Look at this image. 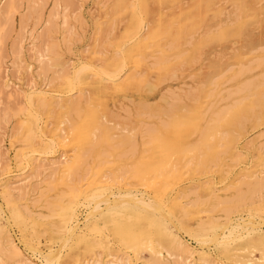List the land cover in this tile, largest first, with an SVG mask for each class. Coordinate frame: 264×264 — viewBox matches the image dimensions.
Masks as SVG:
<instances>
[{
	"label": "rangeland",
	"instance_id": "1",
	"mask_svg": "<svg viewBox=\"0 0 264 264\" xmlns=\"http://www.w3.org/2000/svg\"><path fill=\"white\" fill-rule=\"evenodd\" d=\"M12 1H13V4H15L14 6H16V7H14L15 9L12 10L13 11L12 12L13 13L12 17L13 18H10L9 20H5V21L0 19V224H1V226L4 225L3 226L4 232H5L4 235H6V236L9 235V237L13 240V242L19 247V249L21 251V254L13 255V253L8 252V251L7 252L0 251V264H24V262H23L24 258L27 261H29L30 263H32V264H78V263L81 264L87 259L92 261V258H93V261L94 260H98L100 262V264H102V263L103 264H107L106 260H108L109 258L112 259V257H117V258H120L122 260L126 259V261L129 262L130 264H153L151 262L152 261L151 260L152 256L150 255L148 257V255H149V250L148 249H145L144 246H141L140 248L135 250V251L139 252L137 254V252L135 253V251H133L132 248L126 246L123 243H121L120 240L116 236H114V234H112V232H111V227H112L111 224L112 223L108 222V223L105 224L103 222V217H100L99 215H94L93 212H92L93 216L91 217V210L93 208L92 204H88L85 201H83L82 198L79 195H76L75 192L71 189V188H76V189H79V190L83 191L92 182H95L96 180H98V181L99 180H103L105 178H108L109 180L110 179L113 180L112 182H110V184L112 186V189H111V191L109 193H113V194L116 195L119 190L121 191L122 189L127 188V189L131 190V191H128L130 194L136 193V195H137L140 192H144L145 191L143 194H145L146 198H150L151 196L154 197V198H157V199L159 198L160 202L163 204L165 210H167V212H171L170 213V217L174 221V225H175V227H174L170 222H168V225L169 226L171 225L170 226L171 230L175 233V235H177L179 238H181L183 241H185V243L188 244L189 248L192 249L193 260H195V262H193V264H208L212 260H214V262H213L214 264L215 263L240 264L241 261L243 262L244 261L243 258L247 255L246 252H248V251H246L245 254H244V251L242 252V250H240V249L243 246L245 247V245L248 244L247 243L248 242L247 238H249V239L252 238L254 240L258 239L259 237L264 238V224L263 225L261 224L262 226L257 228V232L256 231L253 232L255 234L252 233L250 236L244 237V239H240L239 238L236 241L231 242L230 244H228V245H232V247L231 246L228 247V245H227V251H225L223 249L224 248L223 245L220 246L219 244H214L212 241H204L202 243V241L198 239V238H202V237H198V238L195 237L193 232L198 230L199 226L201 227L200 224H202L203 227H209L210 226V230L212 229L211 231L209 229L207 230V233L209 235L211 233H213V231L214 232L216 231V233H218V232H220L221 229H222V231L225 234H227L229 230H232V228H234V225H235L234 223H235L236 220H240V221L243 220L245 222V225L242 226V227L238 226V228H237V229H239V233H241V232H243L242 231L243 228H249V224L248 223H250V222H253V223L264 222V186H259L258 190H256L251 185V184H254L256 180L257 181L261 180V179L264 180V124H263L264 123V121H263L264 120L263 119L264 118V110H262V108H264V102H262L263 103L262 104L263 107L260 106L259 108H255L254 110H252V112L250 110L247 111L246 108H245V107H248V109H249L250 105L252 104L251 99H252V101H254V99L256 100L259 97V94L258 93L255 94V92H260V90L261 91L264 90V78H262V76L264 77V73H263L264 72L263 71L264 70V63H263L264 62L263 61L264 58L262 59V57H261V55L264 57V54H263L264 53V48H263V46H264V10H261V8L264 9V0H257V2H256V0H247V1H250V3L247 2L246 0H244V1L243 0H239V1L236 0V2H233L234 0H232V1L231 0H229V1L228 0H226V1L225 0H223V1L222 0H213V2H215L216 4H214L213 2L211 3V1L208 3L209 0H207V1L206 0H204V1L203 0H193V3L191 2L192 0H182V1L181 0H169V1H167V0H159L160 2L158 0H156V1L155 0H144V1H140V0H128L127 1V0H125L124 2H120V0H119L118 3H117V0H62V1L58 0V2H57V0H32V1L31 0H12ZM171 1L173 2L172 4H171ZM201 1L204 2V4L200 3ZM241 1H243V3ZM253 1H254V3H253ZM7 2H8V0H1L0 1V12L3 11V9H4L5 5H6L5 3H7ZM126 2H129L128 6H127ZM145 2H146V4H145ZM230 2H233V3H230ZM125 3H126V10L127 11L124 9L125 7L124 8H120V5L124 6ZM141 3H144V5H141ZM185 3H187V4H185ZM218 3H225V4H221L223 10L220 9L221 6ZM173 4L177 5V6H174ZM182 4H184V5H182ZM206 4L208 6H206ZM229 4H231V5H229ZM235 4H237V6ZM114 5H116V6H114ZM161 5H163L162 8H161ZM178 5H180V6H178ZM218 5H219L220 8L218 7ZM243 5L244 6L248 5L247 7L249 8V10H248V8L246 6L244 7ZM250 5L254 9H256V8L257 9L254 10L253 8H251ZM258 5H260V6H258ZM28 6H30V7H28ZM31 6H33V9H32ZM185 6H189V7H185ZM200 6H202L203 9ZM211 6L214 9H216V10L213 9L214 13L211 12V10H209V9H212ZM163 7H164L165 11H164ZM166 7H168L169 9L166 8ZM176 7H178L179 9L176 8ZM232 7H233V9H231ZM235 7H237V8H235ZM170 8H172V9H170ZM183 8H185V9H183ZM195 8L196 9L198 8L196 10L198 12L197 13L198 15L195 13L196 11H194ZM217 8L219 9V12H218ZM239 8L241 9L240 10L241 12L239 11ZM250 8H251L252 12L250 11ZM30 9L33 10V11H30ZM224 9L226 10L225 12H224ZM236 9H238V10H236ZM245 9H246V11H245ZM258 9H259V11H258ZM146 10L149 13H147ZM180 10H183V11L187 10V11L184 12V14H185L184 17L185 18L183 17V15L180 16L183 13V12L180 13ZM233 10H234V12H233ZM242 10H244V11H242ZM173 11H175V12H173ZM188 11H189L190 15L188 14ZM192 11H193V13H195L194 15H193V13L191 14ZM247 11H249V12L247 13ZM128 12H130V14ZM141 12H142V14H141ZM205 12H207V15H204ZM209 12H211V13H209ZM238 12L240 13L239 18H238V15H239ZM29 13L30 14L32 13V14L30 15ZM219 13L221 15L222 14L223 15L220 16ZM126 14H127V16H126ZM152 14L154 16H152ZM174 14L177 15V17ZM186 14L189 15L190 17H187ZM236 14H237V16H236ZM245 14L247 15V18H246L247 20H245V17H246ZM147 15L149 16V18H148ZM161 15H162V17H161ZM249 15H250V18L248 17ZM171 16H172V18H170ZM196 16H198V17H196ZM206 16H208V17L206 18ZM213 16H214V18H213ZM232 16L234 18H232ZM241 16H242V18H241ZM262 16H263V18H262ZM193 17L196 18V19H194L195 21L199 20V21H197V23H200V21L202 20V22L200 24H197V27L195 26L196 24H194L195 21L193 20ZM217 17H219V18H217ZM222 17H224V18H222ZM227 17L230 20L227 19ZM243 17H244V21H243ZM0 18H1V16H0ZM169 18L171 19L172 22H170ZM216 18L219 19V21ZM259 18H260V20H259ZM24 19H26V21ZM151 19H152V22L155 21L154 23L155 24L157 23V26L155 24L154 25L152 24ZM161 19H162V21H161ZM176 19L178 21H176ZM180 19L183 21V23H182V21H179ZM189 19H191V20H189ZM209 19L211 21L208 22L207 20H209ZM129 20H131V21H129ZM220 20H222V21H220ZM237 20H239V21H237ZM240 20H241V22H243L242 27H241L242 23L240 22ZM250 20H252V21H250ZM167 21H169V23H171V24H169ZM173 21H175V22H173ZM190 21L192 22V24H190L191 23ZM223 21H224L225 24H223ZM230 21H231V23H230ZM177 22H178V25L181 26V27H183V26L184 27L185 26L188 27V25H190L188 28L189 29L191 28V29L187 30V31H189V33L186 32V30H184L183 32H180L178 34L175 33L176 32L175 30L177 28H180L176 24ZM236 22H238V23L235 24ZM259 22H261V23H259ZM160 23H161V25H160ZM180 23H181V25H180ZM184 23L185 24L187 23V25H183ZM205 23H209V24H205ZM252 23H254L255 25H253ZM127 24H129V25H127ZM135 24L137 26L136 30L134 31V33L132 35L127 36L129 30L132 29L131 25H132L133 28H135ZM230 24H233V25H230ZM244 24H246V25H244ZM250 24H252L253 27ZM151 25H153V26H151ZM169 25H172V26H169ZM201 25H202V27H201ZM210 25L211 26H216L217 28L216 27L215 28L214 27L210 28ZM223 25H224V27H222ZM226 25H229V27L230 26L231 27L229 28ZM127 26H128V28H126ZM160 26H161V30L165 31V32L162 33V35L164 34L165 37H167V36L169 37V35H170V37H173L175 35L176 38L175 37H173V38H168L167 37L166 39H164L165 37L163 36L164 38L163 37L161 38L163 41H161L160 37H159V36H161V34H159L157 36V38H156L157 40L159 39L158 41L156 39L155 40H148L150 38H147V40H146L147 30L154 29V28H157V27H158V29H160ZM174 26H176L177 28H175ZM206 26H207V28L209 27L208 29L211 30L210 32H209V30H207ZM225 26H226L227 29H225ZM239 26H240V28H239ZM148 27H149V29H148ZM168 27H170V28L168 29ZM220 27L223 28V29L221 28V30H223V31H220V29H219ZM124 28H125V30H124ZM171 28H172V30H171ZM192 28H194L193 32H192ZM195 28H196V30H195ZM238 28H239V30H238ZM166 29L168 30L167 32H166ZM197 29L199 30V32H198ZM214 29H216V31ZM224 29L226 31L228 30L227 32H229V33H227ZM126 30H127V32H126ZM123 31L126 34H124ZM230 31H234V34H233V32L231 33ZM170 32H171V34H170ZM190 32H192L191 33L192 35L190 34ZM202 32H204V33H202ZM221 32H223V35L221 34ZM239 32H240V34H239ZM167 33H169V35H167ZM194 33H196V34H194ZM200 33H202V34L200 35ZM215 33H217L218 36H219L218 40H217V37H214ZM172 34H173V36H171ZM176 34L178 35V37L180 36V38H178ZM184 34H186V35L188 34V35H191V36L188 37V35H187V37H186V35H184ZM205 34L207 35V37H206ZM208 34H210V35H208ZM230 34H231V37L228 36ZM236 34H238V35L236 36ZM255 37H257V38L259 37V39L260 38L261 39L258 40ZM106 38L109 39V40H107ZM174 39L176 41H178V40L180 41V42L179 41L177 42V43H179L178 46L180 45L179 49H178V46H177L176 42L173 41ZM198 39L199 40L201 39V40L199 41ZM209 39H210V41H209ZM239 39H240L241 43H240ZM251 39L253 40V42H252ZM164 40H166V41H164ZM184 40H185V42H189V43L183 42ZM186 40H189V41H186ZM215 40L217 41V43H216ZM249 40H250V42L248 43L247 41H249ZM147 41L151 45L148 44ZM152 41H154V44H155V42H158V43H156L157 46L154 45L152 43ZM168 41L170 42V44L168 43ZM201 41L204 42V44ZM230 41H231V43H230ZM143 42H144L143 48H145V50H142L143 49L142 47H140L137 50H134L135 48L139 47L138 46L139 44H142ZM165 42H166V44H165ZM194 42H197V43H194ZM218 42H220V43H218ZM254 42H256V43L254 44ZM115 43H117V44H115ZM191 43H192V45H190ZM193 43H194V47H195V48L193 47L194 49H192ZM199 43H200V45H198ZM201 43H202V45H201ZM223 43L224 44L226 43L225 46H224ZM239 43L243 44V46L239 45ZM163 44H165V46L167 44H169V45H167L165 47ZM182 44H184V45L186 44V46H184ZM148 45H149V49H148ZM153 45L155 47H157V48H154V49H157V50H154V49L152 50L151 49V51H150V47H152ZM188 45H189V47H188ZM218 45H219V47H216ZM260 45L261 46L263 45L261 47V49H259ZM51 46L55 47L56 51L54 49L50 50ZM236 46H237V48H235ZM238 46L239 47L241 46L240 47L241 49H239ZM256 46H257V48H256ZM174 47H175V51H176L177 54L174 52V49H173ZM225 47L226 48L230 47V48H228L226 50ZM244 47H246V48H244ZM181 48H182L183 51L185 50L184 51L185 54L182 53ZM199 48H200V51H197V50H199ZM233 48H235V49H233ZM252 48H254L253 52H251ZM262 48H263V50H262ZM106 49H107V52L105 51ZM170 49L173 50L174 53ZM211 49L215 50L216 52L219 50L217 52L218 54L215 51H212ZM229 49H231V50L229 51ZM247 49H249V50H247ZM138 50L139 51L142 50L141 51L142 53L138 52ZM188 50H189V52L187 53ZM220 50H221V52H220ZM239 50H240V55H239ZM259 50H261L262 53ZM152 51H154L155 53L154 52L152 53ZM161 51H162V53H164L165 51H169L170 53L167 52V57L169 56L170 59H169V57L168 58L166 57V54H164L165 56L162 55L161 53L159 54V52H161ZM179 51H181V52H179ZM223 51H226V52H223ZM56 52H57V54H56ZM128 52H130L129 53L130 54V58H132V59H128L129 61L125 60L126 63H124V65L120 68V70H118L117 72H114L113 71V67H112L113 66V62L117 58L118 59L120 58V60L123 59L124 55L127 54ZM146 52L148 54H146ZM249 52L252 53V54H250ZM258 52H259V55H257ZM112 53H113V55H112ZM143 53L146 54V55H144ZM186 53L189 54V55H186ZM191 53L193 54V56H192ZM199 53H200V56L197 55ZM212 53L213 54L216 53V54L213 55ZM220 53H222V54H220ZM246 53H247V55H245ZM255 53H256V55H255ZM153 54H154V56H153ZM178 54H180L179 55L180 57L184 56L183 59L186 62H184L180 57H177ZM243 54L245 56L242 57L243 58V61H242L240 59L241 58L240 56H243ZM139 55H140V57L138 58ZM248 55H250V56L248 57ZM252 55H254V57ZM113 56H117V57L114 58ZM149 56L152 57V60H151V57L149 59ZM190 56H192L193 59ZM236 56H237L238 60H236L237 59ZM54 57L55 58L58 57L59 58L58 60L61 61V63L65 66L64 68H65L66 72L64 71V69H63L62 72H61V70L59 71V72H61L62 75L64 74L63 76H60L61 75L60 73L57 74L58 71L53 66V60L52 59ZM134 57L136 59H139V60L141 59V61L143 59L144 60H143V62H141V61L139 62V60L133 59ZM157 57L158 58L162 57V58H161V60L160 59L158 60ZM174 57H175V59H177V58L178 59L175 60ZM199 57H200V59H199ZM246 57H247V59H249L251 57L248 60L249 62H251L250 64L248 63V61L246 62V60H247V59L245 60ZM256 57H257V61L255 62ZM258 57L259 58L261 57L260 60L258 59ZM49 58H50V60H49ZM111 58L114 59V60H112ZM145 58H148V60H146ZM164 58H165V60L167 59L165 64H164V62L162 63V61H164ZM189 58H191L192 60H190L189 63H188L187 60H189ZM215 58H216V60H215ZM107 59L110 62H107L108 61ZM155 59L158 60L161 63H159L158 61L154 62ZM205 59H207V60H205ZM229 59H230V61H229ZM231 59H232V61H231ZM233 59H235V61H233ZM99 60H100V62H99ZM134 60L138 61V63L136 61L134 62ZM145 60L147 61V63L149 61H152V62L156 63L157 65L156 64L154 65V63H152V62H149L151 65L149 63L147 64ZM204 60H205V62L203 63ZM176 61L177 62L180 61V63H177ZM181 61L183 62V64H182ZM191 61H193V62L191 63ZM212 61H213V63H212ZM169 62H170L171 65L172 64L174 65L175 64L174 62H176L175 69L177 70V72L175 71L174 67H172L174 69L173 70L171 68V65L167 64ZM199 62H200V64H199ZM231 62H233V63H231ZM259 62H261L263 64L260 63V65H258ZM93 63L97 67L93 66ZM139 63H140L141 66L139 65ZM206 63H207V65H206ZM223 63L226 64V65H223ZM239 63H241V64L239 65ZM246 63H247V65H245V66L242 65V64H246ZM135 64H137L139 68L137 66H135ZM161 64H163L162 67H161ZM191 64H193L194 66L191 65ZM219 64H220V67H221V65H223L221 67V69L218 67ZM227 64H228V66H227ZM235 64H237V65H235ZM49 65H51L53 68L51 66H49ZM238 65H239V67H238ZM92 66L94 68H92ZM134 66H135V69L133 68ZM158 66H160L161 69ZM176 66H177V68H176ZM236 66H237V68H236ZM247 66H248L247 71L251 67L252 72H249V71L248 72H244ZM252 66H255V67H253L254 69H252ZM109 67H111V68H109ZM149 67H150V70H148ZM153 67H154L155 71H154V69L152 70ZM157 67L159 69H157ZM217 67H218V69H216ZM225 67H226V69H225ZM101 68H103V69H101ZM130 68H131L132 71L130 70ZM164 68L167 70L166 73H165V69ZM205 68H207V69H205ZM228 68L229 69L231 68L230 71L227 70ZM238 68L239 69L243 68V69L239 70ZM54 69H55V71H54ZM105 69L106 70L110 69L108 71H113V73H112L113 75H106L103 72ZM143 69H145V71ZM168 69H170V70H168ZM192 69H194L195 72ZM212 69H213V72H212ZM222 69H223V71H222ZM235 69L237 71L238 70L239 71L237 72ZM133 70H134L135 74L133 73ZM135 70L136 71L138 70V71L135 72ZM157 70H160V71L158 72ZM172 70L175 71V73L172 72ZM178 70H179V72H178ZM182 70H183V72L184 71H186V72L183 73V72H181ZM217 70H219L218 71L219 73L217 72ZM225 70H227L229 73L226 71L227 73L225 75H223L225 73ZM129 71H131V72H129ZM188 71L190 72L189 74H192V75H189ZM191 71H193V72H191ZM214 71L216 72V75H214L215 74ZM235 71H236L237 74H234ZM241 71H243V72H241ZM160 72H163L164 73V77L165 76L166 77L165 78L163 77V73L160 75ZM203 72L204 73L208 72L209 74L208 73L207 74L206 73L203 74ZM240 72H241L242 75H243V73L248 74V75L244 74L243 76L241 75V77H239L238 73L240 74ZM145 73L147 75H145ZM167 73H169V74H167ZM173 73H174V75H173ZM253 73H255V74H253ZM127 74L130 75V79H129V75L127 76ZM142 74H144V75H142ZM155 74H158V75H155ZM180 74H181V76H180ZM218 74H219V77H218ZM259 74L262 75L260 79H259ZM54 75L58 76L59 79H58V77H56ZM131 75H133V77H136V79L132 78ZM206 75H207L208 78L206 77ZM220 75H221V79L223 77L225 78V79L224 78L222 79L223 82H222V80H220ZM234 75H238V76L234 77ZM110 76H112V78ZM169 76H171V77H169ZM172 76H176V77L172 78ZM225 76H227L229 78V80L232 81V82H229V80H227V77H225ZM231 76H233L234 80L232 79ZM255 76H256V78H255ZM124 77H126L128 79V81ZM144 77L147 78V79H145ZM156 77L158 78V80L155 79ZM184 77H185V80H183ZM217 77L219 79V82L217 81L218 79L217 80L215 79L216 81L215 80L213 81V79L217 78ZM97 78H98V80H96ZM137 78H138V80H137ZM140 78H142V80H139ZM169 78H170V80H169ZM202 78H204V79H202ZM235 78H236V80H235ZM246 78L247 79L249 78L247 82H246V80H247ZM89 79H91L92 82H90ZM102 79H103V81H102ZM161 79H162V81H161ZM191 79H193V81ZM200 79L203 81V83L201 82ZM209 79H211V80H209ZM244 79H246V80H244ZM261 79L263 81L262 83H260ZM99 80H101V82H99ZM104 80H105V82H104ZM131 80H133V82H131ZM143 80H145V81H143ZM156 80L158 82L154 83V81H156ZM226 80L229 83H227ZM238 80H239V82H238ZM243 80L245 81V83L241 84L242 82H244ZM258 80L260 81L259 84L261 86L258 84V82H257ZM84 81H85V83H83ZM164 81L165 82L167 81V82L164 83ZM191 81H192V84H191ZM197 81H199V82H197ZM209 81H211V82H209ZM87 82H88V84H87ZM135 82H136V84H135ZM150 82H152L154 85L152 83H150ZM162 82H163V84H162ZM214 82H216V83L218 82V83L216 84ZM249 82H251V84L256 82L255 85L256 86L259 85V86L256 87L255 85H253V86L256 87V88L255 87L253 88V86L251 85L250 86L251 88H248V90L245 89V90L241 91L240 89H242L244 87L242 85H245L247 83L249 84ZM145 83H146V85H145ZM198 83H200V84H198ZM212 83L217 85V86L219 85L218 89H217V86H215V85L213 86ZM222 83H224L225 85L220 86ZM90 84H92V85H90ZM107 84H109V85H107ZM117 84H118V86H116ZM133 84H134V87H133ZM139 84H141L140 87H139ZM209 84H210V87L213 90H215V91H212L211 88H208ZM238 84H240V86ZM130 85H132V87ZM231 85L232 86L235 85L234 86L235 88L237 86V89H239V90L234 89V92H233L232 88H234V87H232ZM109 86L111 87V89H110ZM156 86H157V88H156ZM179 86H181V88ZM206 86H207V88L205 89ZM228 86H230V87H228ZM130 87L133 88V89H131ZM223 87H225V89L226 88L227 89L231 88V90H227V89L225 90ZM238 87H241V88H238ZM259 87H261V88L258 89ZM146 88H148V89H146ZM174 88H176V89H174ZM188 88H189V90H187ZM219 88L220 89L223 88L224 91L223 90H219ZM252 88H253V90L255 89L254 92L252 91ZM121 89H123V90H121ZM166 89H168L169 91L166 90ZM183 89L186 90V91L184 92ZM249 89H251V90H249ZM104 90H106V91H104ZM135 90H137V91H135ZM177 90H180V91H177ZM204 90H207L209 93L212 92L209 95V98L207 96L208 92L204 91ZM146 91H147V93H146ZM219 91L222 92V93H219ZM237 91H241V92L238 93ZM250 91H252V93H250ZM104 92H105V94H104ZM114 92H116V93L114 94ZM167 92H169V94ZM182 92L184 94H182ZM205 92H207V93L204 94ZM215 92H218L219 94H221V98L219 96L218 97L215 96V95H218V93L215 94ZM227 92L230 93L229 94L231 96L230 99H227V98H229L228 97L229 95H228ZM248 92L250 94L249 96L247 94H245V93H248ZM94 93H95L96 96L93 95ZM101 94L102 95L104 94V95L102 96ZM111 94L113 96H111ZM170 94L172 96H170ZM174 94H178V95H174ZM197 94L200 95V96H198ZM213 94L215 96L214 99L212 97ZM222 94H223V97H222ZM251 94H254L256 97L251 95ZM114 95H116V96H114ZM97 96L99 97V99H97L98 98ZM107 96H108V98H107ZM138 96H140V98ZM152 96L153 97L155 96V97L153 98ZM182 96H183V98H182ZM239 96L240 97L243 96V98H245V99L241 100L242 97L239 98ZM250 96H251V99H249ZM86 97H87V99H86ZM115 97H117V99ZM123 97L124 98L126 97L125 100L123 99ZM163 97H165V98L163 99ZM166 97H168V98H166ZM186 97L190 98L191 103L189 102V100L187 101ZM195 97H197L198 99H196ZM204 97L206 99V100L204 99L206 102L204 100L202 101V99ZM252 97H254V99ZM82 98H83V100H82ZM173 98H174V100H173ZM179 98H180V100H175V99H179ZM191 98H192V100H191ZM215 98H216V100H215ZM114 99H115V101H114ZM127 99H131V101L127 100ZM158 99L160 101H158ZM166 99L168 101H165ZM169 99H170V101H169ZM208 99H210V100H208ZM246 99H247V101H246ZM68 100H70V102L74 101L75 104H74V102L72 104H70V102ZM96 100H98V102H96ZM104 100H105V102H104ZM218 100L220 102H218ZM231 100H233V101L237 100V101L233 102ZM54 101L57 102V103H55ZM108 101H109V103H108ZM157 101H158V103H157ZM210 101H212V102H210ZM245 101L247 102V104L245 103V105H244ZM263 101H264V99H263ZM39 102H40V104H39ZM80 102H82V103H80ZM120 102H121V104H120ZM178 102L180 103V105H178V107H176L177 106L176 104H179ZM182 102L184 103V105H183ZM207 102H208V104H207ZM216 102H218L220 104L217 103L218 105H216ZM52 103H54V104H52ZM112 103L116 104V105L114 106ZM141 103H143V104H141ZM148 103H151V104H148ZM152 103H153V105H152ZM185 103H187L188 106L187 105L185 106ZM204 103L206 104V106H205ZM211 103L213 104V106H212ZM226 103H229V105L226 104ZM237 103L238 104L240 103L241 107L238 106ZM63 104H64V107H63ZM165 104L167 105V107L165 106ZM172 104H173V106H171ZM198 104H200V106L197 107ZM231 104H233V105L235 104L237 108L233 107V105H231ZM39 105H41V106H39ZM50 105H52V106L54 105L53 108H48ZM58 105L60 106V109L58 108ZM142 105H143V108H141ZM157 105L159 107H161L162 111L165 108L164 111L162 112L161 109L158 110V108H157L158 106ZM189 105H190V107H189ZM207 105H208V108H210V107L211 108L207 109ZM221 105L223 107L228 105V106H226V108L224 110H226V112H229L228 114L227 113L226 114L230 115V116H231V114H233L234 108H236L235 110L240 108L239 111H240V113H241V115L243 117V118L241 117V119H243V121L240 119V125L242 127L241 126H237V125H236L237 128H235L234 125H229V127H228V125H225V123H222L223 119L219 120L220 117H222V115L225 114V111L222 110ZM44 106H45V108H44ZM52 106H50V107H52ZM97 106H98V109H97ZM102 106H104V107H102ZM147 106H149V107L152 106V107L149 108ZM174 106L176 108H178V109L174 108ZM215 106H216V108H214ZM109 107H110L111 111H110ZM113 107H115V108L113 109ZM116 107H118V108H116ZM120 107H121L122 111L120 110ZM172 107H173V112H176L177 114L176 113L173 114L172 111L168 112L169 109H171ZM218 107H220L219 110L221 109L220 110V113L222 112L221 114L218 112L219 111ZM152 108H154V109L152 110ZM166 108H168V109H166ZM195 108H197V109H195ZM198 108L200 109V111L202 109L200 114H203L202 117L200 116L199 119L196 118V116L197 117L199 116L198 115L199 114ZM107 109H108L109 112L107 111ZM128 109H130V110H128ZM181 109H182V111H181ZM228 109H231V111L230 110L228 111ZM241 109H244L246 113L250 112L249 114H247L248 116L246 115L245 112H243V111L241 112ZM57 110H58V112L56 113ZM135 110H138V111H135ZM195 110H198V111H195ZM204 110L207 111L206 115H205V111ZM211 110H213V111H211ZM260 110H261V113H260ZM44 111H47L48 113L44 112ZM73 111H75L74 112L75 114L74 113H70V112H73ZM101 111H102V113H101ZM125 111L126 112L128 111L127 114H126ZM145 111L149 112L148 113L149 115L146 114ZM153 111L155 112V114L153 113ZM216 111L218 113H216ZM254 111H255V113H254ZM85 112H86V114H84ZM87 112H88V116H86ZM90 112L93 113L92 116H91V118H93V120L89 117ZM165 112H167V114ZM171 112H172V114H170ZM179 112H181V113H179ZM182 112H184V113H182ZM193 112H195V113H193ZM213 112L216 113L214 116H213ZM51 113H53V114H51ZM137 113H139V114H137ZM150 113H151L152 116L150 115ZM244 113H245L246 117H245ZM47 114H48V116H47ZM76 114L78 116L80 115L81 118L80 117L77 118ZM118 114L120 115V117H119ZM156 114H158V115L156 116ZM258 114H259V116H258ZM50 115L54 116V120H53V116H50ZM71 115H73V116H71ZM110 115H111V118H110ZM163 115H164V118H163ZM184 115H185V118H187L185 120H184ZM217 115H218V118H217L218 120L216 121V116ZM82 116L86 117L87 119L84 118V117H83L84 118L83 119ZM180 116H181V118H180ZM182 116H183V118H182ZM188 116H189V118H188ZM192 116H193V118L195 120L191 119ZM257 116L259 117V121H260L259 123L260 124L257 122V120H258ZM88 117H89V119H88ZM94 117H96L95 118L96 121L94 120ZM117 117H118V119H117ZM210 117H211V119H210ZM228 117L229 116H226L224 118H228ZM247 117L249 118L250 121L252 120L251 124L248 122L249 120H247L248 123L244 120V118L246 119ZM125 118H126V120H125ZM179 118L183 122L182 126H181V122H180L181 120ZM203 118H204V121H203ZM206 118H207V121H206ZM213 118H215V120ZM63 119H65V120H63ZM82 119H83V121H82ZM139 119H141V120H139ZM171 119L177 120L176 122H180V124L179 123H177L176 125L173 124V126L170 127V124L173 121V120L170 121ZM196 119H198V120H196ZM209 119L211 120V122H210ZM124 120H125V122H124ZM137 120L139 122H141V123L139 124V122ZM144 120H146V122ZM69 121L71 123H73V125L72 124L70 125V123H68ZM81 121L83 123H85V122L86 123L83 124ZM93 121H95V122H93ZM154 121H156V122H154ZM168 121H170V123H168ZM197 121H200V122H197ZM202 121H203V123H202ZM205 121H206V123H204ZM214 121H215V123H214ZM253 121L255 122V124H254ZM261 121H262V123H261ZM29 122H32V123H29ZM61 122H63V124L60 125ZM152 122L156 123L157 125L152 123ZM165 122L167 123L166 125H165ZM185 122L186 123L188 122L187 123L188 125ZM241 122L243 124H241ZM20 123H22V124L20 125ZM55 123H56V125H55ZM80 123H81V125H83L85 127L87 132H85L83 130L84 127H82L80 125ZM93 123H95V124H93ZM96 123H99L100 126L98 124H96ZM125 123H128V124H125ZM159 123H161L162 125L160 126ZM29 124L31 126H27ZM50 124H51V127H50ZM86 124H88V125H86ZM136 124H137L138 127L139 126L140 127L139 128L136 127ZM178 124H179V126H177ZM204 124H206V125H204ZM215 124H217V125H215ZM220 124H223L225 127L223 125L221 127ZM17 125H18V127H17ZM90 125H92V126L89 127ZM142 125L143 126L146 125V126L143 127ZM148 125H150V126L154 125L156 127H154V126L153 127H149ZM185 125H187V126H185ZM213 125H214V128H216V129L211 127ZM250 125L251 126L255 125V126L250 128L251 127ZM256 125H257V127H256ZM19 126H21V127H19ZM23 126H24L25 130H24ZM56 126L57 127L59 126V127L57 128ZM62 126H65V127H63L64 131L62 129ZM157 126L159 128L164 126V127H162L164 130L162 131V128L159 129V128H157ZM198 126H200V127H198ZM28 127H29V129H28ZM55 127L58 130H56ZM73 127H74V129H76L75 131H74ZM80 127H82V128H80ZM176 127H179V128H176ZM203 127H205V128H203ZM30 128H32L31 129L32 131H31L30 135H28ZM52 128H54V129H52ZM70 128H72V129H70ZM91 128H92V130H91ZM150 128H152V129L150 130ZM210 128H212V130H210ZM65 129H66V131H68L70 129L71 132L68 131V134H66ZM145 129H148L147 131H149V132H145L146 131ZM155 129H159L161 132L159 130H155ZM188 129H190V130H188ZM201 129L203 130L202 132H200ZM206 129H207V132L205 131ZM225 129H229L228 130L229 132L227 130H225ZM14 130H15V132H14ZM46 130H47V132H46ZM60 130L62 132H64V134H66L65 135L66 138H65L64 141L60 140L61 139L60 137L58 139V136H60V134H61ZM230 130H231V132H230ZM236 130H238V131H236ZM240 130H242V131H240ZM16 131H19V132L21 131V132L19 133V132H16ZM56 131H57V133L60 132V134L59 135L56 134ZM72 131L74 133L75 132L77 133V131L84 132L83 134L86 136V139H85V136L83 135L81 137V139L78 140L76 138V133H75L74 137L71 138V136H73V134H74ZM90 131L92 132V135H90L91 134ZM94 131L97 134L94 133L95 135H93ZM158 131H159V133H162L161 137H160V134H158ZM214 131H217V132L215 133ZM233 131H234V133H233ZM32 132L34 133L35 136H33ZM50 132L51 133L53 132L52 135L49 134ZM140 132H142V133L140 134ZM144 132H145V134H144ZM155 132H157V134H158V135H156V137L158 136L157 138H158L159 141H156V139H153L154 141L152 140V138H156V137H153L156 134ZM163 132H164V134H163ZM203 132H205V135H206V133L209 132L207 134L205 140H204L206 142V143H204V145L205 144L206 145L209 144V146L208 145L207 146L208 147L212 146L213 148L211 147V149H210V148L206 147V145L205 146L203 145V147L204 148L206 147L207 149L205 148L203 150V154H202L201 150H200V152H198L197 148L200 147L199 145L201 144V133H203ZM221 132L223 133V136H221L222 135ZM226 132L229 133V134L231 133L229 138H228L229 134L227 135ZM136 133H138L137 134L138 136L136 135ZM150 133H152V135L154 133V135L152 136V135H150ZM192 133H194V134H192ZM217 133L219 134V138H218V135L217 136H212V135H215ZM238 133L240 135L236 136ZM14 134H15V137H13ZM128 134H130V136ZM148 134H149L150 137H148ZM234 134H235V136L237 138L240 137V136L241 137L238 138V139L237 138L234 139V137H235ZM16 135H17V137H16ZM55 135H56V138H55ZM210 135L212 137H210ZM25 136L31 137L30 139H32V138H34L36 136L37 137L29 141L27 139L28 137H25ZM88 136H89V138L90 137L91 138L89 139ZM101 136H104V137L101 139L100 138ZM143 136H144L145 140L142 139ZM162 136L164 137L163 138L164 140H161V142L163 144L162 147H161L160 146L161 144H159V143H161L160 142V138L162 139ZM190 136H192V138ZM197 136H199V137H197ZM208 136L210 138H212V139H210ZM242 136H244V137H242ZM68 137H69V139H68ZM97 137H99V138H97ZM106 137H107V141L108 142L106 141ZM125 137H127V138H125ZM225 137H227V138H225ZM14 138H17V139H14ZM19 138L20 139L23 138L22 139L23 141L22 140L19 141L21 143L18 142ZM24 138H26V140ZM70 138H71V140H70ZM130 138L133 139V141H132V139H131V141L133 142V145L134 146L136 145L135 147H137L138 149H135L133 147L135 150L132 151L133 148L131 149V147L130 148L128 147V145L130 146V144H127V145L123 144L125 142V139L130 140ZM215 138L218 139V142H217V140L213 141V140H215ZM222 138L225 141L228 140L229 146H226L227 142H225L224 140L222 141ZM94 139H95V141H94ZM97 139H100V140L98 141ZM196 139H197V142L195 144L194 141ZM206 139H207V141L210 140L211 143H213V144L211 145V143H209L210 141L207 142ZM59 140L62 143H60ZM122 140H123V142H122ZM176 140H177V143H179V145L183 144L182 146H185L186 148L188 147L187 149H190L191 145L195 144L196 146L195 147L193 146L192 148H194V149L196 148L198 154H197V157L196 156H193V157H195L197 159L195 160V158H193L191 154L190 155H191L192 158H190V160H189L188 155L185 156V157H182V158L176 157L177 155L172 151L174 149L173 147L176 146V145H174V143H176ZM35 141L37 142V144H35L36 143ZM151 141H152V143H151ZM155 141H156V143H155ZM232 141L233 142L235 141V143H233ZM17 142L19 144H17ZM26 142L29 145L26 146ZM147 142H148V144H147ZM157 142H158L159 145L157 144ZM214 142H216L215 146H213ZM59 143H60V145H59ZM70 143H72V144H70ZM150 143L152 144V146L155 145V144L158 145V146L155 145V146L151 147ZM13 144L15 145V147H14ZM66 144H68V145H66ZM143 144H145V145H143ZM164 144H166V145H164ZM220 144L222 145L221 146L222 148H223V146L227 147V150H230V151L229 152L226 151V148L224 150L223 149L221 150V147H219ZM31 145L33 147H30ZM38 145H39V147H38ZM88 145L91 146V147H89ZM149 145H150L151 148L148 147ZM217 145H218L219 148L217 147ZM95 146H96V148H95ZM230 146H232V147H230ZM18 147H19V150L17 151ZM22 147H25L26 149L22 148ZM114 147H116V148H114ZM158 147H160L161 149L164 148L165 149V152H164L165 154H163L164 150L163 151L160 150V149L158 150ZM75 148H76V150H75ZM104 148H105V150H104ZM124 148H126V149H124ZM216 148L218 149V152H217ZM113 149H115V151ZM141 149H144V150L142 151ZM145 149H147L148 152ZM79 150H81V151H79ZM112 150H113V152H115V153L117 152V153L113 154ZM137 150H138V152H136ZM206 150H208V151H206ZM92 151L94 153H92ZM127 151H130V154ZM166 151H167V157H164V156H166ZM169 151H172L173 153L169 152ZM213 151H214V153H213ZM82 152H83L84 155L85 154L86 155L84 156L82 154ZM131 152H134V153H131ZM140 152H141V155H140ZM226 152L229 153V154H227ZM80 153L82 155H79ZM103 153H105V154L103 155ZM106 153H108V154L106 155ZM119 153L122 154V156ZM124 153H128V155L124 154ZM136 153H138V154H136ZM171 153L174 154L175 156L173 155L174 156L173 157ZM142 154H144V155H142ZM147 154L149 155V157H148ZM199 154L200 155L202 154V155L200 156ZM212 154H214L213 157H212ZM215 154H218V156L216 157ZM90 155H93V156H90ZM145 155H146V157H148L147 160L145 159L146 158ZM205 155L211 156V157L207 158V159H210L211 162H210V160L206 159ZM82 156H83V158H82ZM87 156L88 157H92V158H88L87 159ZM97 156H99L101 158L99 159V157H97ZM129 156H131V159H130ZM140 156H141V158H140ZM143 156H144V158H143ZM169 156H170V158H168ZM74 157H80L79 158V165L77 166L78 167V171H77V167L73 171H66L65 169H63L64 165H60L58 167L59 169L58 168L55 169V168H53L51 166H49V167H47L45 169L39 167L41 162H43L42 164L45 165V163H47V162L59 161L60 158L61 159L62 158L66 159L68 164H71ZM186 157H188V158H186ZM203 157H204V160H203ZM96 158H98V159H96ZM125 158H126V160H125ZM133 158H135V159H133ZM139 158H140V160H138ZM164 158H167V160H165ZM184 158H186L185 159L186 161L189 160V163H188L189 166L186 163V161L184 160ZM213 158H215V159L213 160ZM227 158H229V159L227 160ZM85 159H87V160H85ZM94 159L96 160L95 162H94ZM120 159H122V163H121ZM180 159H181L182 162L177 161V160H180ZM191 159L194 160V162L198 161V164H197V162L194 163ZM76 160H77V158L74 159V161H76ZM83 160H85L84 163H83ZM101 160H102V162H101ZM105 160H106V162H105ZM116 160L119 161V162H116ZM136 160L138 161V163H137ZM161 160H163V162L165 161V163L169 162L168 164L170 166L168 165V167H167L166 166L167 163L165 165V163L163 164V162ZM216 160H217V162H216ZM190 161L192 163H194L193 166H192L193 169H192V167H190L192 165V163ZM199 161L201 163L200 165H199ZM91 162H93V163L91 164ZM114 162H115V164H114ZM175 162H176V164H175ZM207 162H210V164L207 163ZM213 162H214V164H213ZM80 163H83V164H80ZM140 163L143 164V167H142V164H140ZM151 163H152L153 167H149V165L152 166ZM154 163H156V164L154 165ZM157 163H158V166H157ZM202 163H204V164H202ZM205 163L207 164V167H203V166H206ZM112 164H114L113 165L114 168H113ZM128 164H130V165H128ZM137 164H139V165H137ZM173 164H175L174 166H176V167H174ZM177 164H179V165H177ZM196 164L199 165V166H197ZM102 165H104V166H102ZM117 165H119V166H117ZM125 165H126V167L127 166L128 167L125 168ZM80 166H81V168H80ZM129 166H130V168H129ZM154 166L157 168V170H159V171H156L157 173L158 172L159 173L162 172V173H160L162 176L159 175V174H157L158 177L156 176V178H160L159 176H161V178L159 179L160 181L157 180L156 178L154 179L152 177V175L154 174L153 172L151 173L149 170L148 171L147 170L143 171V168H145V169L149 168L150 169V168H154ZM159 166L162 167L161 168L162 171L160 170ZM180 166L183 169H181ZM85 167L87 168V170H86ZM117 167L120 170L116 169ZM120 167H122V168H120ZM137 167L139 169L141 168V170H142V174H141V171L139 172V174H141V175H139V176H141L139 178H137L134 175V173H133L134 170L133 171L131 170V169H135V171H136ZM169 167H171V169H169L170 171L172 169H174V171H171L172 173H170V171L168 170ZM187 167H190L191 169L189 168V170H188ZM123 168L125 169L124 171H123ZM165 168H167L166 171L164 170ZM175 169H177V170H175ZM181 170H182V172H181ZM185 170L187 172H185ZM145 171H147V174L151 173L152 175L151 174L147 175ZM164 171L167 172V173H165ZM177 171H178L177 176L178 175L179 176L178 177H175V175L173 176V174L175 172L177 173ZM76 172H77V174H75ZM129 172H132V174L129 173ZM128 173H129V175L126 176V174H128ZM112 174L113 175L115 174V175L113 176ZM165 174L166 175L169 174V176H166ZM77 175H79V176H77ZM105 176H107V177H105ZM115 176H117V177H115ZM144 176H145V178H144ZM61 177H62V179H60ZM74 177H75V180H73ZM146 177H150V178L148 179ZM151 177L154 179V181L156 183H158V185L153 181V179ZM163 177H165V178L163 179ZM90 178H92V180ZM130 178H132V179H130ZM140 178H142V179H140ZM24 179H25V181H24ZM68 179L72 180L71 183H69L70 181ZM151 179H152V182H154L153 184L151 182H149V181H151ZM172 179H173V181H172ZM134 180H137V181H134ZM58 181H59V183H58ZM114 181H115V183H113ZM147 182H149L152 185L155 184L157 186L148 185L149 183H147ZM19 183H21V184H19ZM54 183H56V184H54ZM246 183H248V184H246ZM15 184H16L15 187H17V185L19 187V185L23 186V184H25L23 186V188H25L26 185H28V188H25L26 192H25V189H23L22 187H19L21 190L18 189L17 191L16 190L12 191L11 188H15L13 186ZM49 184H51V185H49ZM170 184H171V186H170ZM7 185L11 186V187H7ZM164 185H165V187H164ZM243 185H244V187H243ZM146 186L148 188H146ZM150 187H152V188H150ZM154 187L155 188L157 187V188L155 189ZM7 188H9V190H11L10 198L11 199L14 198L13 201L10 199L13 202L11 204H8L7 200H9L8 199L9 197L7 196V194H5L6 191H9ZM31 188L33 189V191H32ZM50 188L53 189L52 192L49 191V190H51ZM114 188H115V190H114ZM160 188H162V190ZM165 188L167 189V191H165L166 190ZM3 189L4 190L6 189V190L4 191ZM192 189H193V191H192ZM43 191H45L46 193L43 192ZM21 192H23L24 194H21ZM27 192H29V193H27ZM66 192H67V194H66ZM165 193H166V195H163ZM20 194L22 196H20ZM38 194H39V196H38ZM40 194H44V195L42 196ZM169 194L171 195V197H170ZM192 194H195V195H192ZM210 194H211V196H210ZM46 195H47V197H46ZM185 195H187V196H185ZM232 195H234V196H232ZM1 196H3V197H1ZM224 196H226V198ZM235 196H236V198H234ZM18 197H20V198L22 197L21 198L22 200L20 198L18 199ZM34 197H36V198H34ZM44 197H45V199H47V201H45ZM61 197H63V198H61ZM229 197H231V198H229ZM215 198H216V200H215ZM228 198H229V200H228ZM232 198H233L234 201L232 200ZM238 198H240V199H238ZM26 199H28V200H26ZM29 199L31 201H29ZM55 199H57V202H56ZM61 199H64V200H62V202H61ZM195 199L196 200L199 199V200H197V202H196ZM32 200H34V201H32ZM38 200H40V201H38ZM164 200H165V202H164ZM193 200L195 201V203H194ZM25 201H27L28 203L25 202ZM51 201H52L53 204L51 203ZM175 201H176V205H174ZM178 201H179V203H178ZM203 201H205V202H203ZM19 202H21V203H19ZM48 202H50V204ZM68 202H70V203H68ZM38 203L40 205L39 207H37ZM66 203L70 204V206H72L73 209H75V217H74V221L73 222L75 224H77L76 232L78 233V235L75 232L74 235H76V236L72 235L71 236L72 238L70 237V240L68 239L66 241V244L64 243V245H62L60 247V249H59L60 251L58 250L57 254H55L51 258V260L45 259L43 257V255L46 252H48L49 250H55L63 242L64 232L59 227V224H60V221H61V218H60L61 217V212H59L60 208H57V206H59V205L61 206V205L66 204ZM171 203H172V205H171ZM27 204H29V206ZM231 204H233V205H231ZM13 206H15L18 210H21L22 214L24 213V215L22 216L24 221L22 220L21 222H17L15 220L16 221V223H15L14 218L11 217V213H10V210H11V208ZM101 206L104 207L103 204ZM24 207H25V209L26 208L27 209L25 210ZM43 207L44 208L48 207L47 209H49V208L51 209V207H52V209L48 210L49 211L48 212L47 209H44ZM185 207H187V208H185ZM227 207H229V209H230L228 212L224 211V209L227 208ZM34 208H35V210H34ZM36 208H37V210H36ZM57 209H58V211H56ZM188 209H190V210H188ZM221 209H223V210H221ZM38 210H39V212H38ZM182 210H184V211H182ZM186 210L188 211V213H187ZM52 211L53 212L55 211V212L51 214ZM105 212L106 211H104L103 213L105 214ZM39 213L41 214V216H39V218H38V215H40ZM33 214H35V215H33ZM187 214H188V216H187ZM185 215H186V219H185ZM192 215H193V217H192ZM26 216H28V217H26ZM48 217H49V219H48ZM199 217H201V218H199ZM208 217H209V219H208ZM29 218H31L30 219L31 221L29 220ZM33 218L36 219V221H33L34 220ZM192 218H193V220H192ZM38 219L40 221H38ZM188 219H189V221H186ZM27 220H28V223H26ZM209 220H212L213 222L212 221L210 222ZM53 222H55V223H53ZM207 222H209V223H207ZM212 223H214V224H212ZM24 224H26V226ZM46 224H48V225L46 226ZM208 224H209V226H207ZM20 225L22 227H20ZM51 226L54 227V228H52ZM97 226H98V231L95 230L97 228ZM100 226H102V227H100ZM49 227H51V228H49ZM100 228H102L103 230L100 229ZM43 229H45L44 232L47 230L44 234L42 233ZM50 229L52 230L53 233L54 232L55 233L53 234ZM92 229H94V230H92ZM182 229L183 230L185 229V231H183ZM234 229H236V228H234ZM35 231L37 233H34ZM190 231H192V232H190ZM60 233H61V235H60ZM236 233H238V232H236ZM30 234H31V238H30ZM24 236H26V237H24ZM56 236H57V238H56ZM24 238H25V240H24ZM26 238H28V239L26 240ZM99 238H101V239L98 240ZM84 239H85V241H84ZM92 239L93 240L95 239V241H93ZM106 239H108V241ZM79 240H81V241H79ZM96 240H97V245H96ZM105 240H106V243H104V245H103L102 243H103V241L105 242ZM243 240H244V243H243ZM31 243H33V244H31ZM146 243L147 242H145V247L148 244V243L147 244ZM233 243H235V244H233ZM101 245H103V246H101ZM234 245H235V247H234ZM65 246H67V247H65ZM93 246L95 248L96 247H100L101 250L99 248H97V250H96ZM106 246H109V248L106 247ZM155 246H156V249H159V250L162 249V248H157V247H159L158 245H155ZM236 247H237L238 250L236 249ZM246 247H248V246H246ZM90 248H91V250L88 251L87 249H90ZM230 248H232V249L230 250ZM72 249H73V251H72ZM70 250H71V252H70ZM92 250H93V252H92ZM255 250H254L255 252L253 253V258H257L259 256L258 250L257 249H255ZM74 251H76V252H74ZM162 251H164V250H162ZM95 252H96V254H95ZM100 252H101V254L103 252L104 253L101 255ZM231 252H234V254L231 253ZM237 252H238V254H237ZM70 253H71V255H70ZM97 253H99L100 255L97 254ZM223 253H225V254H223ZM226 253L227 254L229 253L227 255V257H226ZM89 254L92 257L89 256ZM68 255L70 257H68ZM106 255H108V256H106ZM223 255H225V257ZM232 256H235V259H233L234 257H232ZM237 256H238V258H237ZM227 258H228V260H227ZM236 259L239 260V261H236ZM148 260H149V262H148ZM234 261H236V263Z\"/></svg>",
	"mask_w": 264,
	"mask_h": 264
},
{
	"label": "bare ground",
	"instance_id": "2",
	"mask_svg": "<svg viewBox=\"0 0 264 264\" xmlns=\"http://www.w3.org/2000/svg\"><path fill=\"white\" fill-rule=\"evenodd\" d=\"M1 1V0H0ZM32 1V0H31ZM62 1V0H61ZM125 0H120V2H124ZM128 1V0H127ZM140 1H144V0H140ZM156 1V0H155ZM159 1V0H158ZM167 1H169V0H167ZM182 1V0H181ZM204 1V0H203ZM207 1V0H206ZM211 1V3L213 2V0H209L208 1V3ZM223 1V0H222ZM226 1V0H225ZM229 1V0H228ZM232 1V0H231ZM239 1V0H238ZM244 1V0H243ZM243 1H241L242 3H243ZM247 1V0H246ZM57 2H58V0H57ZM56 2V3H57ZM119 2V0H117V3ZM160 2V1H159ZM175 2V1H174ZM184 2V1H183ZM192 3H193V0L191 1ZM190 2V3H191ZM221 2V1H220ZM233 2H236V0H234ZM233 2H230V3H233ZM247 2H249L250 3V1H247ZM256 2H257V0H256ZM255 2V3H256ZM55 3V4H56ZM116 3V4H117ZM127 3V6H128V3L129 2H126ZM126 3L124 4V6H121L120 5V8H124L125 10H126ZM131 3V2H130ZM173 2L171 1V4H172ZM197 3V2H196ZM200 3H203L204 4V2H200ZM214 4H216L215 2H213ZM245 3V2H244ZM253 3H254V1H253ZM6 5H5V7H4V9H3V11H1L0 13V16H1V20H3V21H5V20H9L10 18H13L12 16H13V9H15L14 7H16V6H14L15 4H13V1L12 0H8V2L7 3H5ZM32 4V3H31ZM145 4H146V2H145ZM179 4V3H178ZM181 4V3H180ZM185 4H187V3H185ZM220 6H221V4H225V3H218ZM227 4V3H226ZM247 4V3H246ZM260 4V3H259ZM263 4V3H262ZM261 4V5H262ZM141 5H144V3H141ZM151 5V4H150ZM174 5V4H173ZM172 5V6H173ZM182 5H184V4H182ZM195 5V4H194ZM199 5V4H198ZM210 5V4H209ZM219 5H218V7H219ZM229 5H231V4H229ZM228 5V6H229ZM236 6H237V4H235ZM240 5V4H239ZM114 6H116V5H114ZM162 6L163 5H161V8H162ZM174 6H177V5H174ZM178 6H180V5H178ZM206 6H208L207 4H206ZM217 6V5H216ZM242 6V5H241ZM244 6V5H243ZM246 7L248 6V5H245ZM244 6V7H245ZM251 6V5H250ZM254 6V5H253ZM258 6H260V5H258ZM28 7H30V6H28ZM32 7V9H33V6H31ZM119 7V6H118ZM148 7V6H147ZM169 7V6H168ZM168 7H166V8H168ZM185 7H189V6H185ZM194 7V6H193ZM192 7V8H193ZM201 8H202V6H200ZM212 7V6H211ZM225 7V6H224ZM240 7V6H239ZM130 8V7H129ZM159 8V7H158ZM174 8V7H173ZM176 8H178V7H176ZM210 8V7H209ZM220 8V7H219ZM235 8H237V7H235ZM248 8V7H247ZM246 8V9H247ZM251 8H253L252 6H251ZM251 8H250V11L252 12V10H251ZM118 9V8H117ZM155 9V8H154ZM163 9H164V7H163ZM169 9V8H168ZM170 9H172V8H170ZM179 9V8H178ZM183 9H185V8H183ZM189 9V8H188ZM187 9V10H188ZM191 9V8H190ZM198 9V8H197ZM196 8H195V10L194 11H196L197 10ZM203 9V8H202ZM205 9V8H204ZM207 9V8H206ZM213 7H212V9H209V10H211V12H213ZM218 9V8H217ZM221 10H223L222 9V6H221V8H220ZM231 9H233V7L231 8ZM246 9H245V11H246ZM254 9V8H253ZM257 9V8H256ZM256 9H254V10H256ZM131 10V9H130ZM156 10V9H155ZM162 10V9H161ZM187 10H185V11H187ZM208 10V11H209ZM214 10H216V9H214ZM236 10H238V9H236ZM241 9L239 8V11H240ZM248 10H249V8H248ZM261 10H264V9H262L261 8ZM30 11H33V10H31L30 9ZM37 11V10H36ZM127 11V10H126ZM147 11V10H146ZM164 11H165V9H164ZM176 11V10H175ZM175 11H173V12H175ZM185 11H183V10H180V13L181 12H183L180 16H182L183 15V17L185 16V14H184V12ZM207 11V12H208ZM226 10L224 9V12H225ZM242 11H244V10H242ZM258 11H259V9H258ZM132 12V11H131ZM153 12V11H152ZM207 12H205L204 13V15H207ZM211 12H209V13H211ZM217 12V11H216ZM218 12H219V9H218ZM233 12H234V10H233ZM237 12V11H236ZM241 12V11H240ZM249 11H247V13H248ZM261 12V11H260ZM39 13V12H38ZM129 14H130V12H128ZM147 13H149L148 11H147ZM161 13V12H160ZM171 13V12H170ZM187 13V12H186ZM193 13V11L191 12V14ZM196 14L198 13L197 11L195 12ZM195 13H193V15L195 14ZM214 13V12H213ZM230 13V12H229ZM243 13V12H242ZM246 13V12H245ZM259 13V12H258ZM30 14V13H29ZM32 14V13H31ZM30 14V15H31ZM34 14V13H33ZM37 14V13H36ZM35 14V15H36ZM141 14H142V12H141ZM164 14V13H163ZM169 14V13H168ZM188 14H189V11H188ZM216 14V13H215ZM220 14V13H219ZM231 14V13H230ZM238 18H239V16H240V13L238 12ZM250 14V13H249ZM256 14V13H255ZM151 15V14H150ZM157 15V14H156ZM166 15V14H165ZM175 15V14H174ZM187 15V14H186ZM190 15V14H189ZM189 15H187V17H190ZM198 15V14H197ZM214 15V14H213ZM223 15V14H222ZM221 14H220V16H222ZM225 15V14H224ZM246 15V14H245ZM244 15V16H245ZM262 15V14H261ZM126 16H127V14H126ZM148 16V15H147ZM152 16H154L153 14H152ZM176 17H177V15H175ZM212 16V15H211ZM210 16V17H211ZM217 16V15H216ZM236 16H237V14H236ZM258 16V15H257ZM124 17V16H123ZM158 17V16H157ZM161 17H162V15H161ZM196 17H198V16H196ZM205 17V16H204ZM203 17V18H204ZM208 16H206V18H207ZM249 18H250V15L248 16ZM256 17V16H255ZM259 17V16H258ZM126 18V17H125ZM128 18V17H127ZM146 18V17H145ZM148 18H149V16H148ZM152 18V17H151ZM170 18H172V16L170 17ZM169 18V19H170ZM180 18V17H179ZM185 18V17H184ZM213 18H214V16H213ZM217 18H219V17H217ZM216 18V19H217ZM222 18H224V17H222ZM232 18H234L233 16H232ZM237 18V17H236ZM241 18H242V16H241ZM247 18V15H246V17H245V20H247L246 19ZM248 18V19H249ZM261 18V17H260ZM260 18H259V20H260ZM262 18H263V16H262ZM122 19V18H121ZM156 19V18H155ZM163 19V18H162ZM162 19H161V21H162ZM178 19V18H177ZM176 19V21H178ZM188 19V18H187ZM194 19H196V18H194L193 17V20ZM200 19V18H199ZM227 19H229L228 17H227ZM23 20V19H22ZM25 21H26V19H24ZM65 20V19H64ZM149 20V19H148ZM164 20V19H163ZM167 20V19H166ZM165 20V21H166ZM189 20H191V19H189ZM218 21H219V19H217ZM230 20V19H229ZM235 20V19H234ZM233 20V21H234ZM242 20V19H241ZM241 20H240V22H241ZM257 20V19H256ZM129 21H131V20H129ZM134 21V20H133ZM179 21H182L181 19L179 20ZM185 21V20H184ZM195 21V20H194ZM197 21H199V20H197ZM197 21H195V23L194 24H196L195 26L197 27V24H200L201 22H202V20L200 21V23H197ZM208 22L209 21H211L210 19L209 20H207ZM206 21V22H207ZM220 21H222V20H220ZM227 21V20H226ZM237 21H239V20H237ZM243 21H244V17H243ZM250 21H252V20H250ZM138 22V21H137ZM151 22H152V19H151ZM155 22V21H154ZM154 22H152V24L154 25L155 23ZM159 22V21H158ZM168 23H169V21H167ZM170 22H172L171 21V19H170ZM173 22H175V21H173ZM191 22V21H190ZM217 22V21H216ZM215 22V23H216ZM239 22V23H240ZM258 22V21H257ZM256 22V23H257ZM21 23V22H20ZM139 23V22H138ZM182 23H183V21H182ZM189 23V22H188ZM222 23V22H221ZM227 23V22H226ZM230 23H231V21H230ZM238 22H236L235 24H237ZM242 24H241V27H242V25H243V22H241ZM247 23V22H246ZM255 23V22H254ZM254 23H252L253 25H255ZM259 23H261V22H259ZM114 24V23H113ZM150 24V23H149ZM169 24H171V23H169ZM177 25H178V22L176 23ZM175 24V25H176ZM190 24H192V22L190 23ZM205 24H209V23H205ZM211 24V23H210ZM220 24V23H219ZM223 24H225L224 23V21H223ZM228 24V23H227ZM234 24V25H235ZM252 24H250L251 26H252ZM258 24V23H257ZM127 25H129V24H127ZM153 25H151V26H153ZM156 26H157V23L155 24ZM160 25H161V23H160ZM173 25V24H172ZM172 25H169V26H172ZM176 25V26H177ZM180 25H181V23H180ZM183 25H187V23L185 24H183ZM182 25V26H183ZM217 25V24H216ZM230 25H233V24H230ZM244 25H246V24H244ZM176 26H174L175 28H177ZM179 26V25H178ZM190 25H188V27H189ZM200 26V25H199ZM209 26V25H208ZM226 26H228L229 27V25H226ZM226 26H225V29H227L226 28ZM248 26V25H247ZM125 27V26H124ZM164 27V26H163ZM167 27V26H166ZM180 28H177L175 31V33H180V32H183L184 30H186V32H188L189 33V31H187V30H190L188 27H181V26H179ZM201 27H202V25H201ZM211 27H216V26H211L210 25V28ZM219 27V26H218ZM222 27H224V25L222 26ZM222 27H220L219 29H220V31H223V30H221V28ZM231 27V26H230ZM229 27V28H230ZM253 27V26H252ZM255 27V26H254ZM126 28H128V26L126 27ZM131 30H129V32H128V35L127 36H130V35H132L133 33H134V31L136 30V28H137V26H136V24H135V28H133L132 27V25H131ZM151 28V27H150ZM165 28V27H164ZM170 27H168V29H169ZM199 28V27H198ZM206 28H207V26H206ZM209 28V27H208ZM207 28V30H209V32L211 31L210 29H208ZM217 28V27H216ZM239 28H240V26H239ZM239 28H238V30H239ZM148 29H149V27H148ZM223 29V28H222ZM224 29V30H225ZM236 29V28H235ZM256 29V28H255ZM259 29V28H258ZM261 29V28H260ZM263 29V28H262ZM124 30H125V28H124ZM171 30H172V28H171ZM193 30H194V28H192V32H193ZM195 30H196V28H195ZM198 30V29H197ZM215 31H216V29H214ZM247 30V29H246ZM250 30V29H249ZM253 30V29H252ZM168 30L166 29V32H167ZM170 31V30H169ZM203 31V30H202ZM226 31V30H225ZM228 31V30H227ZM226 31V32H227ZM251 31V30H250ZM124 32V31H123ZM126 32H127V30H126ZM163 32H165V31H163V30H161V26H160V29H158V27L157 28H154V29H149V30H147V34H146V40H147V38H150V39H148V40H155L156 38H157V36L159 35V34H161V36H159L160 37V40L161 41H163L161 38L164 36V34L162 35V33ZM185 32V33H186ZM192 32H190V34L192 33ZM198 32H199V30H198ZM218 32V31H217ZM231 33L233 32V34H234V31H230ZM236 32V31H235ZM248 32V31H247ZM252 32V31H251ZM256 32V31H255ZM173 33V32H172ZM202 33H204V32H202ZM202 33H200V35L202 34ZM207 33V32H206ZM213 33V32H212ZM227 33H229V32H227ZM226 33V34H227ZM237 33V32H236ZM124 34H126L125 32H124ZM170 34H171V32H170ZM176 34V35H177ZM182 34V33H181ZM180 34V35H181ZM194 34H196V33H194ZM221 34L223 35V32H221ZM225 34V33H224ZM239 34H240V32H239ZM246 34V33H245ZM166 35V34H165ZM167 35H169V33H167ZM183 35V34H182ZM184 35H186V34H184ZM188 35V34H187ZM187 35H186V37H187ZM192 35V34H191ZM191 35H188V37L189 36H191ZM206 35V34H205ZM208 35H210V34H208ZM238 34H236V36H237ZM253 35V34H252ZM257 35V34H256ZM171 36H173V34L171 35ZM199 36V35H198ZM197 36V37H198ZM221 36V35H220ZM229 37H231V34L230 35H228ZM245 36V35H244ZM158 37V38H159ZM165 37V36H164ZM163 37V38H164ZM168 37V36H167ZM167 37H165L164 39H166ZM173 37H175V35L173 36ZM173 37H170V35H169V37L168 38H173ZM177 37H178V35H177ZM185 37V36H184ZM185 37V38H186ZM205 37V36H204ZM206 37H207V35H206ZM214 37H217V40H218V34L217 33H215V36ZM233 37V36H232ZM260 37V36H259ZM259 37L257 38V37H255V38H257L258 40H260L259 39ZM176 38V37H175ZM178 38H180V36L178 37ZM193 38V37H192ZM202 38V37H201ZM221 38V37H220ZM225 38V37H224ZM247 38V37H246ZM252 38V37H251ZM254 38V39H255ZM107 39V38H106ZM123 39V38H122ZM183 39V38H182ZM188 39V38H187ZM203 39V38H202ZM206 39V38H205ZM216 39V38H215ZM232 39V38H231ZM242 39V38H241ZM107 40H109V39H107ZM157 40V39H156ZM159 40V39H158ZM157 40V41H158ZM168 40V39H167ZM199 40V39H198ZM201 40V39H200ZM199 40V41H200ZM230 40V39H229ZM235 40V39H234ZM252 40V39H251ZM164 41H166V40H164ZM173 41H175L176 42V44H177V46H178V44L179 43H177L178 41H176L175 39L173 40ZM186 41H189V40H186ZM196 41V40H195ZM209 41H210V39H209ZM216 41V40H215ZM214 41V42H215ZM224 41V40H223ZM222 41V42H223ZM236 41V40H235ZM239 41H240V39H239ZM112 42V41H111ZM180 42V41H179ZM183 42H185V40L183 41ZM202 42V41H201ZM244 42V41H243ZM248 43L250 42V40L249 41H247ZM246 42V43H247ZM252 42H253V40H252ZM251 42V43H252ZM109 43V42H108ZM147 43H148V41H147ZM152 43L154 44V41H152ZM156 43H158V42H155V44L154 45H156ZM168 43L170 44V42L168 41ZM185 43H189V42H185ZM194 43H197V42H194ZM194 43H193V46H192V49H194L195 47H194ZM203 44H204V42H202ZM202 43H201V45H202ZM206 43V42H205ZM216 43H217V41H216ZM215 43V44H216ZM218 43H220V42H218ZM228 43V42H227ZM230 43H231V41H230ZM236 43V42H235ZM240 43H241V41H240ZM239 43V45H242L243 46V44H240ZM256 42H254V44H255ZM260 43V42H259ZM110 44V43H109ZM115 44H117V43H115ZM148 44H150V43H148ZM162 44V43H161ZM165 44H166V42H165ZM165 44H163L164 46H165ZM169 44H167V45H169ZM175 44V45H176ZM181 44V43H180ZM212 44V43H211ZM224 44V43H223ZM226 44V43H225ZM225 44H224V46H225ZM53 45V44H52ZM111 45V44H110ZM151 45V44H150ZM153 45V46H154ZM159 45V44H158ZM166 45V46H167ZM182 45H184V44H182ZM181 45V46H182ZM190 45H192V43L190 44ZM198 45H200V43L198 44ZM197 45V46H198ZM253 45V44H252ZM105 46V45H104ZM139 47H137V48H135L134 50H137V49H139L140 47H142L143 48V46H144V42L142 43V44H139L138 45ZM147 46V45H146ZM150 47V51H151V49L153 50L154 48H157V47ZM157 46V45H156ZM165 46V47H166ZM174 46V45H173ZM184 46H186V44L184 45ZM222 46V45H221ZM245 46V45H244ZM263 46V45H262ZM261 45H260V48L259 49H261V47H262ZM179 47H180V45L178 46V49H179ZM183 47V46H182ZM188 47H189V45H188ZM191 47V46H190ZM194 47V48H193ZM216 47H219V45L218 46H216ZM215 47V48H216ZM239 47V46H238ZM241 47V46H240ZM239 47V49H241ZM250 47V46H249ZM108 48V47H107ZM141 48V49H142ZM147 48V47H146ZM161 48V47H160ZM226 48V47H225ZM228 48H230V47H228ZM228 48H226V50L228 49ZM235 48H237V46L235 47ZM235 48H233V49H235ZM243 48V47H242ZM244 48H246V47H244ZM256 48H257V46H256ZM263 48H264V46H263ZM263 48H262V50H263ZM48 49V48H47ZM55 50V47H53V46H51V48H50V50ZM148 49H149V45H148ZM162 49V48H161ZM174 49V52L176 53V51H175V47L173 48ZM177 49V48H176ZM177 49V50H178ZM191 49V48H190ZM251 49V48H250ZM254 48H252V51L251 52H253L254 50H253ZM142 50H145V48H143ZM141 50V51H142ZM154 50H157V49H154ZM164 50V49H163ZM171 50V49H170ZM181 50H182V48H181ZM197 50V49H196ZM212 50V49H211ZM231 49H229V51H230ZM247 50H249V49H247ZM56 51V50H55ZM106 52H107V49L105 50ZM141 51H139L138 50V52H141ZM172 52H173V50H171ZM185 51V50H184ZM184 51L182 50V53H184ZM191 51V50H190ZM194 51V50H193ZM192 51V52H193ZM197 51H200V48H199V50H197ZM212 51H215V50H212ZM219 51V50H218ZM217 51V52H218ZM236 51V50H235ZM234 51V52H235ZM258 51V50H257ZM260 52H261V50H259ZM49 52V51H48ZM133 52V51H132ZM135 52V51H134ZM137 52V53H138ZM154 51H152V53H153ZM164 52V51H163ZM167 52H169V51H165L164 53H162V51L161 52H159V54L161 53L162 55H164V54H166V57H167ZM173 52V53H174ZM179 52H181V51H179ZM189 52V50L187 51V53ZM204 52V51H203ZM216 52V51H215ZM216 52V53H217ZM220 52H221V50H220ZM223 52H226V51H223ZM238 52V51H237ZM130 52H128L127 54H125L124 55V57H123V59H121L120 60V58L118 59H116L114 62H113V71L114 72H117L118 70H120V68L124 65V63H126L125 62V60H128V59H132V58H130V54H129ZM136 53V52H135ZM142 53V52H141ZM145 53V52H144ZM143 53V54H144ZM151 53V54H152ZM155 53V52H154ZM158 53V52H157ZM170 53V52H169ZM168 53V54H169ZM172 53V54H173ZM186 53V55H189V54H187ZM194 53V52H193ZM215 53V54H216ZM248 53V52H247ZM247 53L245 54V55H247ZM250 53V52H249ZM262 53V52H261ZM56 54H57V52H56ZM111 54V53H110ZM132 54V53H131ZM134 54V53H133ZM146 54H148L147 52H146ZM146 54H144V55H146ZM177 54V53H176ZM185 54V53H184ZM192 54V53H191ZM190 54V55H191ZM213 54V53H212ZM215 54H213V55H215ZM218 54V53H217ZM220 54H222V53H220ZM250 54H252V53H250ZM264 54V53H263ZM112 55H113V53H112ZM111 55V56H112ZM137 55V54H136ZM157 55V54H156ZM170 55V54H169ZM180 54H178V56L177 57H180L179 56ZM183 55V54H182ZM197 55H199L200 56V53L199 54H197ZM227 55V54H226ZM236 55V54H235ZM238 55V54H237ZM239 55H240V50H239ZM244 54H243V56H240L241 58V60L243 61V58L242 57H244L245 56ZM255 55H256V53H255ZM257 55H259V52H258V54ZM133 56V55H132ZM142 56V55H141ZM153 56H154V54H153ZM165 56V55H164ZM163 56V57H164ZM173 56V55H172ZM192 56H193V54H192ZM192 56H190L191 58H192ZM210 56V55H209ZM218 56V55H217ZM250 55H248V57H249ZM253 57H254V55H252ZM251 56V57H252ZM114 58L115 57H117V56H113ZM112 57V58H113ZM140 57V55L138 56V58ZM143 57V56H142ZM150 57L151 56H149V59H150ZM156 57V56H155ZM159 57V56H158ZM157 57V58H158ZM169 57V56H168ZM167 57V58H168ZM220 57V56H219ZM226 57V56H225ZM239 57V56H238ZM250 57V58H251ZM252 57V58H253ZM261 57H262V59L264 58L262 55H261ZM260 57V58H261ZM103 58V57H102ZM111 58V59H112ZM144 58V57H143ZM142 58V59H143ZM161 58L162 57H160V58H158V60L160 59L161 60ZM183 61H184V56H182V57H180ZM191 58H189V60H187V62L189 63V61L190 60H192ZM206 58V57H205ZM235 58V57H234ZM236 58H237V56H236ZM249 58V59H250ZM260 58L258 57V59L260 60ZM59 58L58 57H54L52 60H53V66H54V68L58 71V73L57 74H61V72L63 71V69H64V71L66 72V70H65V66L61 63V61H59L58 60ZM104 59V58H103ZM133 59H136L135 57L133 58ZM146 60H148V58H145ZM169 59H170V57H169ZM174 59H175V57H174ZM178 59V58H177ZM177 59H175V60H177ZM187 59V58H186ZM199 59H200V57H199ZM204 59V58H203ZM247 59V57L245 58V60ZM249 59H247L246 60V62L249 60ZM49 60H50V58H49ZM108 60V59H107ZM112 60H114V59H112ZM136 60H139V59H136ZM136 60H134V62L136 61ZM144 60V59H143ZM143 60L141 61V59L139 60V62L141 61V62H143ZM145 60V61H146ZM151 60H152V57H151ZM158 60H156L155 59V61L154 62H156V61H158ZM163 60V59H162ZM180 60V59H179ZM205 60H207V59H205ZM205 60L203 61V63L205 62ZM215 60H216V58H215ZM214 60V61H215ZM236 60H238V58L236 59ZM254 60V59H253ZM104 61V60H103ZM129 61V60H128ZM144 61V62H145ZM166 61H167V59L165 60V58H164V61H162V63L164 62V64L166 63ZM172 61V60H171ZM220 61V60H219ZM227 61V60H226ZM229 61H230V59H229ZM228 61V62H229ZM231 61H232V59H231ZM233 61H235V59H233ZM257 61V57H256V60H255V62ZM263 61H264V59H263ZM99 62H100V60H99ZM107 62H110L109 60L107 61ZM112 62V61H111ZM133 62V61H132ZM133 62V63H134ZM137 63H138V61H136ZM149 62H152V61H149ZM148 62V63H149ZM154 62H152V63H154ZM159 62V61H158ZM177 62V61H176ZM176 62H174L175 64H176ZM182 62V61H181ZM184 62H186V61H184ZM193 61H191V63H192ZM202 62V61H201ZM239 62V61H238ZM253 62V61H252ZM103 63V62H102ZM101 63V64H102ZM146 63H147V61H146ZM145 63V64H146ZM147 63V64H148ZM159 63H161V62H159ZM172 63V62H171ZM177 63H180V61L179 62H177ZM212 63H213V61H212ZM220 63V62H219ZM231 63H233V62H231ZM236 63V62H235ZM248 63L250 64L251 62H249L248 61ZM260 63L261 62H259V64L258 65H260ZM264 63V62H263ZM263 63H261V64H263ZM107 64V63H106ZM110 64V63H109ZM112 64V63H111ZM146 64V65H147ZM150 64V63H149ZM156 63H154V65H155ZM167 64H170V62L169 63H167ZM166 64V65H167ZM175 64L173 65H171V68L172 67H174V69H175ZM182 64H183V62H182ZM199 64H200V62H199ZM241 63H239V65H240ZM256 64V63H255ZM127 65V64H126ZM133 65V64H132ZM139 65H140V63H139ZM151 65V64H150ZM157 65V64H156ZM162 65L163 64H161V67H162ZM191 65H193V64H191ZM206 65H207V63H206ZM211 65V64H210ZM214 65V64H213ZM216 65V64H215ZM223 65H226V64H224L223 63ZM223 65H221V67L223 66ZM232 65V64H231ZM235 65H237V64H235ZM239 65H238V67H239ZM242 65H247V63L246 64H242ZM49 66H51V65H49ZM93 66H95L94 65V63H93ZM92 66V68H94ZM110 66V65H109ZM135 66H137L138 67V65L137 64H135ZM135 66L133 67L134 69H135ZM141 66V65H140ZM179 66V65H178ZM181 66V65H180ZM185 66V65H184ZM194 66V65H193ZM203 66V65H202ZM227 66H228V64H227ZM52 67V66H51ZM50 67V68H51ZM95 67H97V66H95ZM132 67V66H131ZM155 67V66H154ZM154 67L152 68V70L154 69ZM158 67H160V66H158ZM157 67V69H159ZM161 67H160V69H161ZM183 67V66H182ZM215 67V66H214ZM220 69H221V67H220V64H219V66H218ZM218 67L216 68V69H218ZM235 67V66H234ZM241 67V66H240ZM250 67V66H249ZM253 67H255V66H252V69H254ZM28 68V67H27ZM53 68V67H52ZM105 68V67H104ZM109 68H111V67H109ZM115 68V69H114ZM139 68V67H138ZM147 68V67H146ZM176 68H177V66H176ZM181 68V67H180ZM194 68V67H193ZM199 68V67H198ZM233 68V67H232ZM236 68H237V66H236ZM247 68H248V66L246 67V69H245V71L244 72H252V70H251V67L249 68V70L247 71ZM55 69H54V71H55ZM101 69H103V68H101ZM165 69V68H164ZM173 69V68H172ZM173 69V70H174ZM191 69V68H190ZM197 69V68H196ZM201 69V68H200ZM205 69H207V68H205ZM204 69V70H205ZM224 69V68H223ZM223 69H222V71H223ZM225 69H226V67H225ZM231 69V68H230ZM230 69L228 68L227 70L228 71H230ZM239 69V68H238ZM240 69H243V68H240ZM239 69V70H240ZM258 69V68H257ZM263 69V68H262ZM61 70V72H59ZM108 70H110V69H105L103 72L106 74V75H113L112 73H113V71H108ZM130 70H131V68H130ZM144 71H145V69H143ZM148 70H150V67H149V69ZM168 70H170V69H168ZM172 70V72H174L175 73V71L177 72V70L175 69V71H173ZM189 70V69H188ZM193 71H194V69H192ZM199 70V69H198ZM209 70V69H208ZM227 70H225V73L223 74V75H225L228 71ZM236 70V69H235ZM238 70V71H239ZM47 71V70H46ZM56 71V72H57ZM132 71V70H131ZM131 71H129V72H131ZM138 71V70H137ZM136 70H135V72H137ZM143 71V72H144ZM154 71H155V69H154ZM158 72L160 71V70H157ZM166 69H165V73H166ZM193 71H191V72H193ZM216 71V70H215ZM214 71V72H215ZM219 70H217V72H218ZM227 71V72H226ZM234 71V70H233ZM237 71V70H236ZM236 71H235V73L234 74H237L236 73ZM237 71V72H238ZM243 71H241V72H243ZM264 71V70H263ZM141 72V71H140ZM152 72V71H151ZM178 72H179V70H178ZM181 72H183V70L181 71ZM184 72H186V71H184ZM183 72V73H184ZM195 72V71H194ZM212 72H213V69H212ZM241 72H240V74L238 73V75H239V77H241ZM260 72V71H259ZM133 73H134V70H133ZM153 73V72H152ZM151 73V74H152ZM163 72H160V75L162 74ZM170 73V72H169ZM169 73H167V74H169ZM174 73H173V75H174ZM182 73V74H183ZM190 72L188 71V74H189ZM197 73V72H196ZM199 73V72H198ZM206 73V72H205ZM204 72H203V74H205ZM208 73V72H207ZM206 73V74H207ZM219 73V72H218ZM229 73V72H228ZM231 73V72H230ZM262 73V72H261ZM264 73V72H263ZM56 74V73H55ZM56 74V75H57ZM135 74V73H134ZM133 74V75H134ZM140 74V73H139ZM172 74V73H171ZM170 74V75H171ZM195 74V73H194ZM209 74V73H208ZM245 73H243V75H244ZM253 74H255V73H253ZM56 75H54V76H56ZM64 75V74H63ZM62 74L60 75V76H63ZM129 74H127V76H128ZM133 75H131L132 76V78H135L136 79V77H133ZM142 75H144V74H142ZM145 75H147L146 73H145ZM155 75H158V74H155ZM177 75V74H176ZM184 75V74H183ZM189 75H192V74H189ZM188 75V76H189ZM196 75V74H195ZM199 75V74H198ZM211 75V74H210ZM214 75H216V72H215V74ZM213 75V76H214ZM222 75V76H223ZM228 75V74H227ZM238 75H234V77H236V76H238ZM242 75V76H243ZM245 75H248V74H245ZM140 76V75H139ZM150 76V75H149ZM180 76H181V74H180ZM187 76V75H186ZM212 76V77H213ZM230 76V75H229ZM250 76V75H249ZM248 76V77H249ZM261 74H259V79L261 78ZM56 77H58V76H56ZM111 78H112V76H110ZM114 77V76H113ZM146 77V76H145ZM144 77V78H145ZM158 77V76H157ZM155 78V79H157L158 80V78ZM163 77H164V73H163ZM166 77V76H165ZM164 77V78H165ZM169 77H171V76H169ZM173 77H176V76H172V78ZM178 77V76H177ZM190 77V76H189ZM206 77H207V75H206ZM216 77V76H215ZM218 77H219V74H218ZM218 77L217 78H214L213 79V81L216 79H218ZM225 77H227V76H225ZM232 77V79L234 80V78H233V76H231ZM247 77V76H246ZM62 78V77H61ZM124 78H126V77H124ZM143 78V77H142ZM142 78H140L139 80H142ZM181 78V77H180ZM201 78V77H200ZM208 78V77H207ZM224 78V77H223ZM222 78V79H223ZM238 78V77H237ZM255 78H256V76H255ZM254 78V79H255ZM262 78H264L263 76H262ZM58 79H59V77H58ZM95 79V78H94ZM129 79H130V75H129ZM134 79V80H135ZM145 79H147V78H145ZM188 79V78H187ZM199 79V78H198ZM197 79V80H198ZM202 79H204V78H202ZM206 79V78H205ZM221 79V75H220V80H222ZM225 79V78H224ZM231 79V78H230ZM247 79V78H246ZM246 79H244V80H246ZM249 79V78H248ZM248 79L246 80V82L248 81ZM93 80V79H92ZM96 80H98V78L96 79ZM123 80V79H122ZM126 80L128 81V79L126 78ZM137 80H138V78H137ZM136 80V81H137ZM154 81V83L155 82H158V81ZM169 80H170V78H169ZM182 80V79H181ZM183 80H185V77H184V79ZM182 80V81H183ZM192 81H193V79H191ZM201 80V79H200ZM209 80H211V79H209ZM215 80V81H216ZM227 80H229V78L227 77ZM227 80H226V82H227ZM235 80H236V78H235ZM243 80V81H244ZM257 80V79H256ZM255 80V81H256ZM86 81V80H85ZM85 81L83 82V83H85ZM89 81L90 82H92L91 81V79H89ZM102 81H103V79H102ZM109 81V80H108ZM130 81V80H129ZM143 81H145V80H143ZM161 81H162V79H161ZM180 81V80H179ZM190 81V80H189ZM192 81H191V84H192ZM212 81V82H213ZM218 82H219V79L217 80ZM241 81V80H240ZM94 82V81H93ZM99 82H101V80H99ZM104 82H105V80H104ZM131 82H133V80H131ZM141 82V81H140ZM167 82V81H166ZM165 81H164V83H166ZM195 82V81H194ZM197 82H199V81H197ZM201 82L203 83V81L201 80ZM200 82V83H201ZM209 82H211V81H209ZM217 82V83H218ZM222 82H223V80H222ZM229 82H232V81H230L229 80ZM229 82H227V83H229ZM238 82H239V80H238ZM258 82V84H259V80L257 81ZM263 81H262V79H261V82L260 83H262ZM123 83V82H122ZM126 83V82H125ZM150 83H152V82H150ZM171 83V82H170ZM196 83V82H195ZM200 83H198V84H200ZM214 83H216V82H214ZM216 83V84H217ZM225 83V82H224ZM224 83H222L220 86H222V85H225ZM226 83V84H227ZM243 83H245V81L244 82H242L241 84H243ZM87 84H88V82H87ZM96 84V83H95ZM135 84H136V82H135ZM144 84V83H143ZM148 84V83H147ZM153 84V83H152ZM162 84H163V82H162ZM169 84V83H168ZM174 84V83H173ZM183 84V83H182ZM187 84V83H186ZM190 84V83H189ZM190 84V85H191ZM211 84V83H210ZM210 84L208 85L209 87L208 88H211L210 87ZM213 84V83H212ZM235 84V83H234ZM256 84V82L255 83H253V84H251V82H249V84L247 83V84H245V85H242V86H244L242 89H240L241 91H243V90H245V89H247L248 90V88H251L250 86L252 85H255ZM90 85H92V84H90ZM98 85V84H97ZM107 85H109V84H107ZM140 85L141 84H139V87H140ZM145 85H146V83H145ZM154 85V84H153ZM157 85V84H156ZM178 85V84H177ZM194 85V84H193ZM197 85V84H196ZM206 85V84H205ZM215 84H213V86H214ZM239 86H240V84H238ZM260 85V84H259ZM259 85H257V86H259ZM96 86V85H95ZM116 86H118V84L116 85ZM129 86V85H128ZM131 87H132V85H130ZM137 86V85H136ZM169 86V85H168ZM171 86V85H170ZM185 86V85H184ZM195 86V85H194ZM212 86V87H213ZM215 86H217V85H215ZM232 86V85H231ZM235 86V85H234ZM234 86H232V87H234ZM241 86V87H242ZM256 86V85H255ZM255 86H253V88L255 87ZM256 86V87H257ZM261 86V85H260ZM263 86V85H262ZM110 87V86H109ZM108 87V88H109ZM130 87V88H131ZM133 87H134V84H133ZM180 88H181V86H179ZM196 87V86H195ZM218 87H219V85L217 86V89H218ZM228 87H230V86H228ZM241 87H238V88H241ZM255 87V88H256ZM96 88V87H95ZM113 88V87H112ZM129 88V89H130ZM136 88V87H135ZM138 88V87H137ZM156 88H157V86H156ZM155 88V89H156ZM162 88V87H161ZM167 88V87H166ZM193 88V87H192ZM207 88V86L205 87V89ZM216 88V87H215ZM214 88V89H215ZM224 89H225V87H223ZM223 88H219V90H223ZM253 88H252V91L254 92V90H253ZM261 87H259L258 89H260ZM97 89V88H96ZM99 89V88H98ZM104 89V88H103ZM106 89V88H105ZM110 89H111V87H110ZM115 89V88H114ZM117 89V88H116ZM128 89V90H129ZM131 89H133V88H131ZM143 89V88H142ZM141 89V90H142ZM146 89H148V88H146ZM174 89H176V88H174ZM227 89V88H226ZM225 89V90H226ZM233 90V92H234V89H236V90H239V89H237V86H236V88L234 87V88H232ZM94 90V89H93ZM121 90H123V89H121ZM120 90V91H121ZM127 90V91H128ZM144 90V89H143ZM153 90V89H152ZM163 90V89H162ZM166 90H168V89H166ZM172 90V89H171ZM170 90V91H171ZM184 90V89H183ZM182 90V91H183ZM187 90H189V88L187 89ZM209 90V89H208ZM211 90L212 91H215V90H213L212 88H211ZM227 90H231V88L230 89H227ZM246 90V91H247ZM249 90H251V89H249ZM104 91H106V90H104ZM114 91V90H113ZM135 91H137V90H135ZM149 91V90H148ZM169 91V90H168ZM177 91H180V90H177ZM186 90H184V92H185ZM192 91V90H191ZM204 91H207V90H204ZM217 91V90H216ZM224 91V90H223ZM241 91H237L238 93L239 92H241ZM252 91H250V93H252ZM99 92V91H98ZM108 92V91H107ZM130 92V91H129ZM143 92V91H142ZM155 92V91H154ZM159 92V91H158ZM189 92V91H188ZM200 92V91H199ZM198 92V93H199ZM208 92V91H207ZM207 92H205L204 94H206ZM211 92V91H210ZM229 92V91H228ZM227 92V93H228ZM231 92V91H230ZM236 92V91H235ZM102 93V92H101ZM110 93V92H109ZM116 92H114V94H115ZM120 93V92H119ZM137 93V92H136ZM140 93V92H139ZM146 93H147V91H146ZM152 93V92H151ZM164 93V92H163ZM168 94H169V92H167ZM178 93V92H177ZM181 93V92H180ZM212 93V92H211ZM211 93H209L208 92V98H209V95L211 94ZM218 92H215V94H217ZM219 93H222V92H220L219 91ZM218 93V95H215V96H219L220 98H221V94H219ZM256 93H258L259 94V97L255 100L254 99V97H252L253 99H254V101H252V99H251V96H250V98L249 99H251V102H252V104L250 105V107H249V109H248V107H245L246 108V110L248 111V110H250L251 112H252V110H254L255 108H259L260 106H262L263 107V103L262 102H264L263 101V99H264V90H260V92H255V94ZM104 94H105V92H104ZM103 94V95H104ZM134 94V93H133ZM132 94V95H133ZM167 94V95H168ZM172 94V93H171ZM170 94V96H172ZM182 94H184L183 92H182ZM187 94V93H186ZM203 94V93H202ZM203 94V95H204ZM230 93H228V95H229ZM233 94V93H232ZM235 94V93H234ZM243 94V93H242ZM245 94H247L248 96L250 95L249 94V92L248 93H245ZM244 94V95H245ZM257 94V95H258ZM93 95H95V93L93 94ZM102 95V94H101ZM102 95V96H103ZM107 95V94H106ZM139 95V94H138ZM174 95H178V94H174ZM180 95V94H179ZM198 95V94H197ZM196 95V96H197ZM202 95V96H203ZM226 95V94H225ZM224 95V96H225ZM251 95H253V96H255L254 94H251ZM90 96V95H89ZM96 96V95H95ZM111 96H113L112 94H111ZM114 96H116V95H114ZM148 96V95H147ZM157 96V95H156ZM165 96V95H164ZM198 96H200V95H198ZM212 96V95H211ZM214 94H213V99H214ZM234 96V95H233ZM236 96V95H235ZM78 97V96H77ZM98 97V96H97ZM110 97V96H109ZM139 98H140V96H138ZM153 97V96H152ZM155 97V96H154ZM153 97V98H154ZM179 97V96H178ZM192 97V96H191ZM216 97V98H217ZM222 97H223V94H222ZM229 98H227V99H230L231 98V96L229 95L228 96ZM242 97V98H241ZM239 96V98H241V100L243 99H245V98H243V96ZM256 97V96H255ZM101 98V97H100ZM104 98V97H103ZM107 98H108V96H107ZM106 98V99H107ZM116 99H117V97H115ZM126 98V97H125ZM125 98L123 97V99L125 100ZM135 98V97H134ZM133 98V99H134ZM142 98V97H141ZM165 97H163V99H164ZM166 98H168V97H166ZM170 98V97H169ZM182 98H183V96H182ZM187 98V97H186ZM194 98V97H193ZM196 99H198L197 97H195ZM216 98H215V100H216ZM238 98V99H239ZM75 99V98H74ZM86 99H87V97H86ZM97 99H99V97L97 98ZM105 99V100H106ZM110 99V98H109ZM112 99V98H111ZM144 99V98H143ZM160 99V98H159ZM158 99V101H160ZM185 99V98H184ZM201 99V98H200ZM205 99V97L202 99V101ZM212 99V98H211ZM225 99V98H224ZM223 99V100H224ZM237 99V100H238ZM78 100V99H77ZM76 100V101H77ZM82 100H83V98H82ZM90 100V99H89ZM94 100V99H93ZM105 100H104V102H105ZM123 100V101H124ZM127 100H130L131 101V99H127ZM141 100V99H140ZM173 100H174V98H173ZM175 100H180V98L179 99H175ZM182 100V99H181ZM189 100V102L191 103V101H190V98H187V101ZM191 100H192V98H191ZM206 100V99H205ZM204 100V101H205ZM208 100H210V99H208ZM207 100V101H208ZM214 100V101H215ZM234 100V99H233ZM233 100H231V101H233ZM236 100V101H237ZM240 100V99H239ZM69 102H70V100H68ZM72 101V100H71ZM85 101V100H84ZM114 101H115V99H114ZM129 101V102H130ZM133 101V100H132ZM158 101H157V103H158ZM164 101V100H163ZM165 101H168L167 99L165 100ZM169 101H170V99H169ZM183 101V100H182ZM198 101V100H197ZM201 101V100H200ZM199 101V102H200ZM201 101V102H202ZM227 101V100H226ZM225 101V102H226ZM236 101H233V102H236ZM246 101H247V99H246ZM244 102V105H245V103L247 104V102ZM55 102V101H54ZM74 102V101H73ZM73 102H70V104H72ZM93 102V101H92ZM96 102H98V100H96ZM118 102V101H117ZM126 102V101H125ZM149 102V101H148ZM152 102V101H151ZM156 102V101H155ZM162 102V101H161ZM172 102V101H171ZM170 102V103H171ZM186 102V101H185ZM200 102V103H201ZM206 102V101H205ZM210 102H212V101H210ZM209 102V103H210ZM218 102H220L219 100H218ZM218 102H216V105H218V104H220V103H218ZM230 102V101H229ZM250 102V101H249ZM37 103V102H36ZM42 103V102H41ZM55 103H57V102H55ZM79 103V102H78ZM80 103H82V102H80ZM85 103V102H84ZM108 103H109V101H108ZM115 103V102H114ZM124 103V102H123ZM138 103V102H137ZM140 103V102H139ZM156 103V104H157ZM179 103V102H178ZM183 103V102H182ZM218 103V104H217ZM231 103V102H230ZM38 104V103H37ZM39 104H40V102H39ZM52 104H54V103H52ZM65 104V103H64ZM64 104H63V107H64ZM74 104H75V102H74ZM113 104V103H112ZM120 104H121V102H120ZM141 104H143V103H141ZM146 104V103H145ZM148 104H151V103H148ZM147 104V105H148ZM169 104V103H168ZM194 104V103H193ZM205 104V103H204ZM203 104V105H204ZM207 104H208V102H207ZM212 104V103H211ZM225 104V103H224ZM226 104H228L229 105V103H226ZM236 104V103H235ZM233 105V104H231V105H233V107H236V105ZM48 105V104H47ZM62 105V104H61ZM90 105V104H89ZM114 106L116 105V104H113ZM119 105V104H118ZM127 105V104H126ZM136 105V104H135ZM152 105H153V103H152ZM177 106L176 107H178V105H180V103L179 104H176ZM183 105H184V103H183ZM187 105V103H185V106ZM202 105V106H203ZM223 105V104H222ZM221 105V107H222V110H224L225 108H226V106H228V105H226L225 107H223ZM237 105L238 106H240L241 107V105H240V103L238 104L237 103ZM249 105V104H248ZM37 106V105H36ZM39 106H41V105H39ZM50 106H52V105H50ZM48 107V108H53V106L52 107ZM57 106V105H56ZM55 106V107H56ZM66 106V105H65ZM71 106V105H70ZM79 106V105H78ZM108 106V105H107ZM122 106V105H121ZM125 106V105H124ZM129 106V105H128ZM133 106V105H132ZM139 106V105H138ZM141 106V105H140ZM146 106V105H145ZM158 106V105H157ZM156 106V107H157ZM165 106L167 107V105L165 104ZM171 106H173V104L171 105ZM188 106V105H187ZM196 106V105H195ZM198 106H200V104H198L197 105V107ZM201 106V107H202ZM205 106H206V104H205ZM212 106H213V104H212ZM69 107V106H68ZM90 107V106H89ZM102 107H104V106H102ZM127 107V106H126ZM134 107V106H133ZM147 107H149V106H147ZM152 106H150L149 108H151ZM155 107V106H154ZM169 107V106H168ZM175 106H174V108H176ZM189 107H190V105H189ZM194 107V106H193ZM210 107V106H209ZM261 107V108H262ZM42 108V107H41ZM44 108H45V106H44ZM58 108L60 109V106L58 105ZM70 108V107H69ZM75 108V107H74ZM88 108V107H87ZM115 107H113V109H114ZM116 108H118V107H116ZM141 108H143V105H142V107ZM158 108V110L159 109H161V107H157ZM156 108V109H157ZM170 108V107H169ZM181 108V107H180ZM185 108V107H184ZM187 108V107H186ZM211 108V107H210ZM210 108H208V105H207V109H210ZM214 108H216V106L214 107ZM219 108L220 107H218V110H219ZM228 108V107H227ZM230 108V107H229ZM237 108V107H236ZM236 108H234V111H233V114H231V116L230 115H227L229 112H226V110H224L225 111V116L224 115H222V117H220V119L219 120H222L223 122L222 123H225V125H228V127H229V125H234L235 126V128H237L236 127V125L237 126H241L240 125V119H241V117H242V115H241V113H240V111H239V109L240 108H238L237 110H235ZM89 109V108H88ZM97 109H98V106H97ZM96 109V110H97ZM109 109H110V107H109ZM112 109V110H113ZM124 109V108H123ZM126 109V108H125ZM138 109V108H137ZM154 108H152V110H153ZM165 109V108H164ZM164 109H163V111H164ZM166 109H168V108H166ZM172 109V110H171ZM171 109H169V111L168 112H170V111H172L173 112V107L171 108ZM176 109H178V108H176ZM191 109V108H190ZM195 109H197V108H195ZM213 109V108H212ZM232 109V108H231ZM231 109H228V111L230 110L231 111ZM95 110V109H94ZM106 110V109H105ZM120 110H121V107H120ZM119 110V111H120ZM128 110H130V109H128ZM134 110V109H133ZM139 110V109H138ZM138 110H135V111H138ZM142 110V109H141ZM186 110V109H185ZM198 110H199V116L197 117L196 116V118H200V116L202 117V115L203 114H200V112L202 111V109H201V111H200V109L198 108ZM198 110H195V111H198ZM221 110V109H220ZM220 110L218 111L219 113H220ZM233 110V109H232ZM262 110H264V108H262ZM49 111V110H48ZM98 111V110H97ZM107 111H108V109H107ZM110 111H111V109H110ZM114 111V110H113ZM118 111V112H119ZM122 111V110H121ZM124 111V110H123ZM132 111V110H131ZM143 111V110H142ZM141 111V112H142ZM149 111V110H148ZM157 111V110H156ZM161 111H162V109H161ZM162 111V112H163ZM175 111V110H174ZM178 111V110H177ZM181 111H182V109H181ZM184 111V110H183ZM188 111V110H187ZM190 111V110H189ZM205 111V110H204ZM203 111V112H204ZM211 111H213V110H211ZM245 112V110L244 109H241V112ZM41 112V111H40ZM44 112H47V111H44ZM43 112V113H44ZM58 112V110L56 111V113ZM75 111H73V112H70V113H74ZM109 112V111H108ZM117 112V113H118ZM126 112V111H125ZM128 112V111H127ZM127 112H126V114H127ZM146 112V111H145ZM160 112V111H159ZM172 112L170 113V114H172ZM185 112V111H184ZM184 112H182V113H184ZM191 112V111H190ZM217 111H216V113H218ZM258 112V111H257ZM48 113V112H47ZM96 113V112H95ZM101 113H102V111H101ZM116 113V114H117ZM124 113V112H123ZM130 113V112H129ZM136 113V112H135ZM149 112H146V114H148ZM153 113L155 114V112L153 111ZM157 113V112H156ZM166 114H167V112H165ZM174 113H176V112H173V114ZM179 113H181V112H179ZM193 113H195V112H193ZM206 113H207V111H205V115H206ZM216 113H214L213 112V116L216 114ZM222 113V112H221ZM220 113V114H221ZM227 113V114H226ZM240 113V114H239ZM246 113V112H245ZM245 113H244V115H245ZM250 112H248V113H246V115L247 114H249ZM254 113H255V111H254ZM259 113V112H258ZM260 113H261V110H260ZM46 114V113H45ZM51 114H53V113H51ZM75 114V113H74ZM83 114V113H82ZM81 114V115H82ZM84 114H86V112L84 113ZM83 114V115H84ZM92 114L93 113H91L90 112V114H89V117L91 118V116H92ZM97 114V113H96ZM112 114V113H111ZM121 114V113H120ZM137 114H139V113H137ZM141 114V113H140ZM145 114V115H146ZM153 114V115H154ZM177 114V113H176ZM210 114V113H209ZM257 114V113H256ZM55 115V114H54ZM107 115V114H106ZM119 115V114H118ZM117 115V116H118ZM133 115V114H132ZM144 115V116H145ZM149 115V114H148ZM150 115H151V113H150ZM158 114H156V116H157ZM169 115V114H168ZM179 115V114H178ZM246 115H245V117H246ZM47 116H48V114H47ZM50 116H53V115H50ZM49 116V117H50ZM69 116V115H68ZM71 116H73V115H71ZM76 116H77V118L78 117H80V115L78 116L77 114H76ZM86 116H88V112H87V115ZM108 116V115H107ZM114 116V115H113ZM135 116V115H134ZM152 116V115H151ZM171 116V115H170ZM177 116V115H176ZM226 116H229L228 118H224V117H226ZM248 116V115H247ZM255 116V115H254ZM258 116H259V114H258ZM257 116V117H258ZM261 116V115H260ZM58 117V116H57ZM63 117V116H62ZM70 117V116H69ZM84 116H82V118H83ZM89 117H88V119H89ZM119 117H120V115H119ZM130 117V116H129ZM133 117V116H132ZM143 117V116H142ZM161 117V116H160ZM173 117V116H172ZM191 117V116H190ZM205 117V116H204ZM208 117V116H207ZM256 117V116H255ZM47 118V117H46ZM81 118V117H80ZM79 118V119H80ZM84 118H86V117H84ZM83 118V119H84ZM95 118L96 117H94V120H95ZM110 118H111V115H110ZM113 118V117H112ZM136 118V117H135ZM134 118V119H135ZM151 118V117H150ZM149 118V119H150ZM159 118V117H158ZM162 118V117H161ZM160 118V119H161ZM163 118H164V115H163ZM180 118H181V116H180ZM179 118V119H180ZM182 118H183V116H182ZM188 118H189V116H188ZM209 118V117H208ZM218 118V115L216 116V121L218 120L217 119ZM243 118V117H242ZM248 118V117H247ZM245 119L244 118V120L247 122V120H249V118L248 119ZM254 118V117H253ZM52 119V118H51ZM59 119V118H58ZM83 119H82V121H83ZM87 119V118H86ZM92 120H93V118H91ZM117 119H118V117H117ZM120 119V118H119ZM122 119V118H121ZM131 119V118H130ZM168 119V118H167ZM176 119V118H175ZM178 119V120H179ZM185 119H187V118H185V115H184V120ZM191 119H194L193 118V116H192V118ZM198 119H196V120H198ZM210 119H211V117H210ZM209 119V120H210ZM214 120H215V118H213ZM256 119V118H255ZM264 119V118H263ZM53 120H54V116H53ZM61 120V119H60ZM63 120H65V119H63ZM67 120V119H66ZM123 120V119H122ZM121 120V121H122ZM125 120H126V118H125ZM125 120H124V122H125ZM133 120V119H132ZM139 120H141V119H139ZM159 120V119H158ZM173 119H171L170 121H172ZM181 120V119H180ZM179 120V121H180ZM183 120V121H184ZM189 120V119H188ZM195 120V119H194ZM208 120V121H209ZM242 121H243V119H241ZM257 120V119H256ZM255 120V121H256ZM30 121V120H29ZM58 121V120H57ZM81 121V122H82ZM91 121V120H90ZM96 121V120H95ZM95 121H93V122H95ZM138 121V120H137ZM143 121V120H142ZM145 122H146V120H144ZM170 121H168V123H170ZM177 121V120H173L172 122H171V124H170V127L171 126H173V124H177V123H179L180 124V122H181V126H182V120L180 121V122H175ZM203 121H204V118H203ZM203 121H202V123H203ZM206 121H207V118H206ZM206 121L204 122V123H206ZM264 121V120H263ZM123 122V123H124ZM133 122V121H132ZM135 122V121H134ZM139 122V121H138ZM154 122H156V121H154ZM154 122H152V123H154ZM164 122V121H163ZM190 122V121H189ZM197 122H200V121H197ZM210 122H211V120H210ZM250 124H251V122H252V120L250 121H248ZM247 122V123H248ZM254 122V121H253ZM257 122L259 123L260 121H259V117H258V120H257ZM29 123H32V122H29ZM68 123H70V125L72 124L73 125V123H71L70 121L68 122ZM76 123V122H75ZM83 123V122H82ZM86 123V122H85ZM85 123H83V124H85ZM141 122H139V124H140ZM143 123V122H142ZM186 123V122H185ZM188 123V122H187ZM186 123V124H187ZM209 123V122H208ZM214 123H215V121H214ZM213 123V124H214ZM261 123H262V121H261ZM22 123H20V125H21ZM28 124V123H27ZM59 124V123H58ZM57 124V125H58ZM61 124H63V122H61L60 123V125ZM93 124H95V123H93ZM96 124H98L99 125V123H96ZM125 124H128V123H125ZM138 124V123H137ZM137 124H136V127H138L137 126ZM147 124V123H146ZM149 124V123H148ZM154 124H156V123H154ZM160 124V126L162 125L161 123H159ZM167 123L165 122V125H166ZM179 124L177 125V126H179ZM212 124V123H211ZM218 124V123H217ZM217 124H215V125H217ZM241 124H243L242 122H241ZM245 124V123H244ZM254 124H255V122H254ZM260 124V123H259ZM264 124V123H263ZM19 125V124H18ZM18 125H17V127H18ZM55 125H56V123H55ZM59 125V126H60ZM68 125V124H67ZM80 125H81V123H80ZM86 125H88V124H86ZM105 125V124H104ZM103 125V126H104ZM157 125V124H156ZM164 125V126H165ZM188 125V124H187ZM187 125H185V126H187ZM195 125V124H194ZM204 125H206V124H204ZM208 125V124H207ZM219 125V124H218ZM221 125V127H222V125L223 124H220ZM26 126V125H25ZM27 126H31L30 124L29 125H27ZM58 126V127H59ZM69 126V125H68ZM75 126V125H74ZM82 127H84L83 125H81ZM92 125H90L89 127H91ZM100 126V125H99ZM98 126V127H99ZM143 126V125H142ZM146 126V125H145ZM145 126H143V127H145ZM149 127H153V126H150V125H148ZM159 126V125H158ZM157 126V128H159ZM164 126H162V127H164ZM180 126V127H181ZM184 126V125H183ZM202 126V125H201ZM224 126V125H223ZM247 126V125H246ZM251 126V125H250ZM253 126H255V125H253ZM253 126H251L250 128H252ZM19 127H21V126H19ZM50 127H51V124H50ZM53 127V126H52ZM57 127V126H56ZM56 127H55V129H56ZM57 127V128H58ZM61 127V126H60ZM63 127H65V126H62V129H63ZM70 127V126H69ZM77 127V126H76ZM82 127H80V128H82ZM94 127V126H93ZM92 127V128H93ZM96 127V126H95ZM140 127V126H139ZM138 127V128H139ZM154 127H156V126H154ZM161 127V128H162ZM198 127H200V126H198ZM206 127V126H205ZM205 127H203V128H205ZM210 127V126H209ZM211 127H213L214 128V125L213 126H211ZM225 127V126H224ZM242 127V126H241ZM248 127V126H247ZM256 127H257V125H256ZM23 128H24V126H23ZM22 128V129H23ZM49 128V127H48ZM92 128H91V130H92ZM105 128V127H104ZM148 128V127H147ZM161 128H159V129H161ZM176 128H179V127H176ZM185 128V127H184ZM202 128V129H203ZM218 128V127H217ZM232 128V127H231ZM244 128V127H243ZM255 128V127H254ZM20 129V128H19ZM28 129H29V127H28ZM32 128H30V130H29V133H28V135H30V133H31V130ZM52 129H54V128H52ZM51 129V130H52ZM60 129V128H59ZM70 129H72V128H70ZM70 129L68 130V131H70ZM73 129H74V127H73ZM98 129V128H97ZM143 129V128H142ZM152 128H150V130H151ZM159 129H155V130H159ZM186 129V128H185ZM196 129V128H195ZM201 129V131L200 132H202L203 130ZM214 129H216V128H214ZM233 129V128H232ZM24 130H25V128H24ZM56 130H58V129H56ZM76 129H74V131H75ZM85 132H87L86 131V129H85V127H84V129H83ZM82 130V131H83ZM139 130V129H138ZM141 130V129H140ZM146 131L145 132H149V131H147L148 129H145ZM164 129L162 128V131H163ZM172 130V129H171ZM188 130H190V129H188ZM210 130H212V128H210ZM222 130V129H221ZM225 130H229V129H225ZM224 130V131H225ZM252 130V129H251ZM61 131V130H60ZM63 131H64V129H63ZM65 131H66V129H65ZM68 131H66V134H68ZM82 131H77V133H76V138L78 139V140H80L81 139V137L84 135L83 133L84 132H82ZM104 131V130H103ZM144 131V130H143ZM142 131V132H143ZM154 131V130H153ZM160 131V130H159ZM159 131H158V134H160V137H161V134L162 133H159ZM187 131V130H186ZM185 131V132H186ZM206 132H207V129L205 130ZM236 131H238V130H236ZM240 131H242V130H240ZM14 132H15V130H14ZM16 132H19V131H16ZM21 132V131H20ZM19 132V133H20ZM42 132V131H41ZM46 132H47V130H46ZM71 132V131H70ZM73 132V131H72ZM91 132V131H90ZM106 132V131H105ZM137 132V131H136ZM142 132H140V134L142 133ZM145 132H144V134H145ZM161 132V131H160ZM184 132V131H183ZM188 132V131H187ZM194 132V131H193ZM215 133L217 132V131H214ZM223 132V131H222ZM221 132V133H222ZM229 132V131H228ZM230 132H231V130H230ZM33 133V132H32ZM53 133V132H52ZM52 133L50 132L49 134H51L52 135ZM55 133V132H54ZM74 133V132H73ZM75 133L73 134V136H71V138H73L74 137V135H75ZM94 133H96L95 131L93 132V135H95ZM156 134H155V136H153L154 135V133H153V135H152V133H150V135H152L153 137H156V135H158L157 134V132H155ZM209 133V132H208ZM208 133H206V135H205V132H203V133H201V144L199 145L200 147H198L197 148V150H198V152H200V150H201V152H202V154H203V150L206 148V147H208L209 146V144H205L206 145V147L204 148L203 147V145H204V143H206L204 140H205V138H206V136H207V134ZM225 133V132H224ZM227 133V132H226ZM233 133H234V131H233ZM232 133V134H233ZM36 134V133H35ZM56 134H60V132H58L57 133V131H56ZM66 134H64V132H62L61 131V134H60V136H58V139H59V137L61 138L60 140H62V141H64L65 140V135ZM97 134V133H96ZM102 134V133H101ZM138 133H136V135H137ZM147 134V133H146ZM163 134H164V132H163ZM166 134V133H165ZM192 134H194V133H192ZM211 134V133H210ZM214 134V133H213ZM229 133H227V135H228ZM244 134V133H243ZM242 134V135H243ZM247 134V133H246ZM27 135V134H26ZM46 135V134H45ZM54 135V134H53ZM70 135V134H69ZM89 135V134H88ZM90 135H92V132H91V134ZM89 135V136H90ZM129 136H130V134H128ZM143 135V134H142ZM218 135V138H219V134L217 133V134H215V135H212V136H217ZM230 135H231V133L229 134V136H228V138L230 137ZM238 135H240L239 133L236 135V136H238ZM263 135V134H262ZM33 136H35L34 135V133H33ZM85 136V135H84ZM89 136H88V138H89ZM138 136V135H137ZM165 136V135H164ZM167 136V135H166ZM175 136V135H174ZM177 136V135H176ZM193 136V135H192ZM192 136H190L191 138H192ZM200 136V135H199ZM199 136H197V137H199ZM211 135H210V137H212ZM221 136H223V133H222V135ZM226 136V135H225ZM234 136H235V134H234ZM234 137V139H236L237 137ZM13 137H15V134H14V136ZM16 137H17V135H16ZM20 137V136H19ZM25 137H28L27 139L30 141V140H32V139H34V138H36V137H34V138H32V139H30L31 137H29V136H25ZM104 136H101L100 138L102 139ZM146 137V136H145ZM148 137H150L149 136V134H148ZM158 137V136H157ZM152 138V140L153 139H156V141H159L158 140V138ZM168 137V136H167ZM209 137V136H208ZM209 137V138H210ZM241 137V136H240ZM240 137H238V138H240ZM242 137H244V136H242ZM262 137V136H261ZM55 138H56V135H55ZM71 138H70V140H71ZM87 138V139H88ZM91 138V137H90ZM89 138V139H90ZM93 138V137H92ZM97 138H99V137H97ZM125 138H127V137H125ZM141 138V137H140ZM164 137L162 136V139L160 138V142H161V140H164L163 139ZM214 138V137H213ZM225 138H227V137H225ZM237 138V139H238ZM14 139H17V138H14ZM23 138H19V140H18V142L20 141V140H22ZM25 140H26V138H24ZM68 139H69V137H68ZM85 139H86V136H85ZM131 139L132 138H130V140H128V139H125V142L123 143L124 145L126 144H130V146L128 145V147L130 148L131 147V149L134 147L135 149H138L137 147H135L134 145H133V139H132V141H131ZM142 139H144V136H143V138ZM181 139V138H180ZM210 139H212V138H210ZM59 140V141H60ZM84 140V139H83ZM98 141L100 140V139H97ZM104 140V139H103ZM124 140V139H123ZM123 140H122V142H123ZM127 140V141H126ZM136 140V139H135ZM145 140V139H144ZM178 140V139H177ZM177 140H176V143H174V145H176V146H174L171 150L177 155L176 157H180V158H182V157H185V156H187L188 155V157H189V160H190V158H192L193 156H196L197 157V154H198V152H197V150H196V148L194 149V148H192L193 146L195 147L196 145V142H197V139L194 141L195 142V144H193V145H191V148L190 149H187L185 146H182V145H179V143H177ZM190 140V139H189ZM209 140V139H208ZM217 140V142H218V139H216L215 138V140H213V141H216ZM221 140V139H220ZM224 139L222 138V141H223ZM14 141V140H13ZM23 141V140H22ZM93 141V140H92ZM91 141V142H92ZM94 141H95V139H94ZM97 141V142H98ZM102 141V140H101ZM106 141H107V137H106ZM105 141V142H106ZM154 141V140H153ZM156 141H155V143H156ZM200 141V140H199ZM198 141V142H199ZM206 141H207V139H206ZM210 141V140H209ZM209 141H207V142H209ZM225 141V140H224ZM236 141V140H235ZM235 141L233 142V143H235ZM17 142V144H19V143H21V142H19L18 143ZM36 142V141H35ZM34 142V143H35ZM58 142V141H57ZM80 142V141H79ZM90 142V141H89ZM104 142V143H105ZM108 142V141H107ZM137 142V141H136ZM135 142V143H136ZM142 142V141H141ZM149 142V141H148ZM148 142H147V144H148ZM225 142H227V145L226 146H229V144H228V140L227 141H225ZM14 143V142H13ZM60 143H62L61 141H60ZM60 143H59V145H60ZM66 143V142H65ZM78 143V142H77ZM81 143V142H80ZM84 143V142H83ZM138 143V142H137ZM151 143H152V141H151ZM150 143V144H151ZM185 143V142H184ZM188 143V142H187ZM200 143V142H199ZM209 143H211V141L209 142ZM215 143L216 142H214V145L213 146H215ZM33 144V143H32ZM35 144H37V142L35 143ZM64 144V143H63ZM70 144H72V143H70ZM69 144V145H70ZM88 144V143H87ZM97 144V143H96ZM103 144V143H102ZM110 144V143H109ZM122 144V143H121ZM154 144V143H153ZM157 144H158V142H157ZM159 144H161L160 146L162 147V142L161 143H159ZM158 144V145H159ZM181 144V143H180ZM191 144V143H190ZM213 143H211V145H212ZM222 144V143H221ZM220 144V146L219 147H221L222 145ZM14 145V144H13ZM27 145H29V144H27V142H26V146ZM66 145H68V144H66ZM78 145V144H77ZM91 145V144H90ZM143 145H145V144H143ZM156 145V144H155ZM155 145H153V146H155ZM158 145H156V146H158ZM164 145H166V144H164ZM204 145V146H205ZM232 145V144H231ZM234 145V144H233ZM25 146V147H26ZM71 146V145H70ZM87 146V145H86ZM89 146V145H88ZM109 146V145H108ZM112 146V145H111ZM138 146V145H137ZM152 146V144H151V147H153ZM189 146V145H188ZM235 146V145H234ZM14 147H15V145H14ZM25 147H22V148H25ZM29 147V146H28ZM30 147H33L32 145L30 146ZM29 147V148H30ZM38 147H39V145H38ZM62 147V146H61ZM66 147V146H65ZM80 147V146H79ZM83 147V146H82ZM89 147H91V146H89ZM100 147V146H99ZM105 147V146H104ZM107 147V146H106ZM125 147V146H124ZM144 147V146H143ZM148 147H150V145L148 146ZM150 147V148H151ZM212 147V146H211ZM211 147H208V148H210L211 149ZM217 147H218V145H217ZM218 147V148H219ZM230 147H232V146H230ZM68 148V147H67ZM77 148V147H76ZM76 148H75V150H76ZM94 148V147H93ZM95 148H96V146H95ZM114 148H116V147H114ZM132 149V151L133 150H135V149ZM146 148V147H145ZM149 148V149H150ZM213 148V147H212ZM226 148V151H230V150H227V147H224L223 146V148L221 147V150L223 149H225ZM15 149V148H14ZM26 149V148H25ZM85 149V148H84ZM90 149V148H89ZM88 149V150H89ZM92 149V148H91ZM110 149V148H109ZM124 149H126V148H124ZM128 149V148H127ZM164 150L163 151V154H165L164 152H165V149L164 148H160V147H158V150ZM207 149V148H206ZM215 149V148H214ZM217 149V148H216ZM229 149V148H228ZM231 149V148H230ZM19 150V147L17 148V151ZM23 150V149H22ZM21 150V151H22ZM104 150H105V148H104ZM103 150V151H104ZM114 151H115V149H113ZM113 150H112V152H113ZM142 151L144 150V149H141ZM146 151H147V149H145ZM209 150V149H208ZM208 150H206V151H208ZM233 150V149H232ZM25 151V150H24ZM79 151H81V150H79ZM86 151V150H85ZM94 151V150H93ZM92 151V153H94ZM97 151V150H96ZM117 151V150H116ZM122 151V150H121ZM120 151V152H121ZM126 151V150H125ZM131 151V150H130ZM130 151H127V152H129V154H130ZM161 151V152H162ZM172 151H169V152H172ZM205 151V152H206ZM220 151V150H219ZM87 152V151H86ZM123 152V151H122ZM136 152H138V150L136 151ZM148 152V151H147ZM160 152V153H161ZM172 152V153H173ZM217 152H218V149H217ZM17 153V152H16ZM109 153V152H108ZM108 153H106V155L108 154ZM115 152H113V154H114ZM117 153V152H116ZM115 153V154H116ZM131 153H134V152H131ZM144 153V152H143ZM171 153V154H172ZM208 153V152H207ZM213 153H214V151H213ZM221 153V152H220ZM223 153V152H222ZM227 153V152H226ZM19 154V153H18ZM82 154H83V152H82ZM81 153L79 154V155H82ZM91 154V153H90ZM105 153H103V155H104ZM112 154V153H111ZM120 154V153H119ZM124 154H127L128 155V153H124ZM123 154V155H124ZM136 154H138V153H136ZM145 154V153H144ZM144 154H142V155H144ZM152 154V153H151ZM192 155V157H191V155ZM201 154V155H202ZM206 154V153H205ZM211 154V153H210ZM224 154V153H223ZM227 154H229V153H227ZM226 154V155H227ZM62 155V154H61ZM60 155V156H61ZM84 155V154H83ZM86 155V154H85ZM84 155V156H85ZM89 155V154H88ZM99 155V154H98ZM118 155V154H117ZM121 156H122V154H120ZM133 155V154H132ZM135 155V154H134ZM140 155H141V152H140ZM148 155V154H147ZM160 155V154H159ZM162 155V154H161ZM174 154H172V156H173ZM200 155V154H199ZM198 155V156H199ZM200 155V156H201ZM74 156V155H73ZM90 156H93V155H90ZM96 156V155H95ZM111 156V155H110ZM175 156V155H174ZM173 156V157H174ZM206 156V159L208 158V157H211V156H207V155H205ZM214 156V154H212V157ZM215 156L217 157L218 156V154H215ZM221 156V155H220ZM231 156V155H230ZM97 157H99V156H97ZM117 157V156H116ZM125 157V156H124ZM130 157V159H131V156H129ZM128 157V158H129ZM135 157V156H134ZM145 157H146V155H145ZM148 157H149V155H148ZM148 157H146L145 159L147 160V158ZM164 157H167V151H166V156H164ZM188 157H186V158H188ZM223 157V156H222ZM75 158H77V160L76 161H74V159ZM79 158L80 157H74L73 158V161H72V163L71 164H68V162H67V160L66 159H64V158H60V160L59 161H52V162H47V163H45V165L44 164H42L43 162H41V164L39 165V167L40 168H43V169H45V168H47V167H49V166H51V167H53V168H58L60 165H64V167H63V169H65L66 171H73V170H75L76 169V167L79 165ZM82 158H83V156H82ZM86 158V157H85ZM88 158H92V157H88L87 156V159ZM101 157H99V159H100ZM121 158V157H120ZM140 158H141V156H140ZM140 158L138 159V160H140ZM143 158H144V156H143ZM168 158H170V156L168 157ZM186 158H184V160L186 159ZM193 158H195V157H193ZM224 158V157H223ZM87 159H85V160H87ZM96 159H98V158H96ZM103 159V158H102ZM119 159V158H118ZM133 159H135V158H133ZM154 159V158H153ZM163 159V158H162ZM165 160H167V158H164ZM172 159V158H171ZM197 158H195V160H196ZM199 159V158H198ZM202 159V158H201ZM215 158H213V160H214ZM229 158H227V160H228ZM71 160V159H70ZM85 160H83V163H84V161ZM112 160V159H111ZM124 160V159H123ZM125 160H126V158H125ZM189 160L188 161H186V163L188 164L189 163ZM192 160V159H191ZM203 160H204V157H203ZM207 160H210V159H207ZM219 160V159H218ZM222 160V159H221ZM234 160V159H233ZM44 161V160H43ZM96 160L94 159V162H95ZM110 161V160H109ZM108 161V162H109ZM120 161H121V163H122V159H120ZM131 161V160H130ZM137 161V160H136ZM143 161V160H142ZM141 161V162H142ZM145 161V160H144ZM162 162H163V160H161ZM169 161V160H168ZM177 161H179V162H182L181 161V159L180 160H177ZM193 162H194V160H192ZM101 162H102V160H101ZM100 162V163H101ZM105 162H106V160H105ZM111 162V161H110ZM116 162H119V161H117L116 160ZM178 162V163H179ZM191 162V161H190ZM195 162H197V164H198V161H195ZM194 162V163H195ZM206 162V161H205ZM210 162H211V160H210ZM210 162H207V163H209L210 164ZM216 162H217V160H216ZM220 162V161H219ZM223 162V161H222ZM83 163H80V164H83ZM86 163V162H85ZM93 162H91V164H92ZM125 163V162H124ZM137 163H138V161H137ZM147 163V162H146ZM159 163V162H158ZM158 163H157V166H158ZM165 163V161L163 162V164ZM167 163V162H166ZM166 163H165V165H166ZM169 163V162H168ZM167 163V167H168V164ZM184 163V162H183ZM192 163V162H191ZM190 163V164H191ZM194 163H192V165L190 166V167H192L193 166V164ZM228 163V162H227ZM47 164V165H46ZM68 164V165H67ZM88 164V163H87ZM114 164H115V162H114ZM114 164H112V166L114 165ZM132 164V163H131ZM140 164H142V163H140ZM156 163H154V165H155ZM175 164H176V162H175ZM175 164H173V166L175 165ZM181 164V163H180ZM196 164V165H197ZM201 163H200V161H199V165H200ZM202 164H204V163H202ZM206 164V163H205ZM213 164H214V162H213ZM106 165V164H105ZM128 165H130V164H128ZM134 165V164H133ZM132 165V166H133ZM137 165H139V164H137ZM146 165V164H145ZM144 165V166H145ZM148 165V164H147ZM151 165H152V163H151ZM177 165H179V164H177ZM186 165V164H185ZM199 165H197V166H199ZM212 165V164H211ZM102 166H104V165H102ZM109 166V165H108ZM117 166H119V165H117ZM121 166V165H120ZM136 166V165H135ZM165 166V167H166ZM170 166V165H169ZM187 166V165H186ZM188 166H189V164H188ZM228 166V165H227ZM226 166V167H227ZM94 167V166H93ZM98 167V166H97ZM107 167V166H106ZM110 167V166H109ZM123 167V166H122ZM122 167H120V168H122ZM128 167V166H127ZM126 167V165H125V168H127ZM141 167V166H140ZM142 167H143V164H142ZM141 167V168H142ZM147 167V166H146ZM149 167H153V165L152 166H150L149 165ZM160 167V166H159ZM174 167H176V166H174ZM173 167V168H174ZM181 167V166H180ZM185 167V166H184ZM190 167H187L188 168V170H189V168ZM196 167V166H195ZM203 167H207V164H206V166H203ZM80 168H81V166H80ZM86 168V167H85ZM105 168V167H104ZM113 168H114V166H113ZM112 168V169H113ZM129 168H130V166H129ZM134 168V167H133ZM141 168L139 169L138 167H137V170L135 171V169H131L132 171L134 170V175L137 177V178H139V177H141V176H139V175H141L142 174V170H141ZM156 167L154 166V168H147V169H145V168H143V171L144 170H149L151 173L153 172L154 174L152 175L151 173H148V174H151L152 175V177L155 179L156 178V176H157V174H159V175H161L160 173H162V172H156V171H159V170H157V168L155 169ZM161 168L162 167H160V170H161ZM179 168V167H178ZM177 168V169H178ZM186 168V167H185ZM59 169V168H58ZM90 169V168H89ZM116 169H119L118 167L116 168ZM169 169H171V167H169L168 168V170ZM177 169H175V170H177ZM180 169V168H179ZM181 169H183L182 167H181ZM191 169V168H190ZM192 169H193V167H192ZM85 170V169H84ZM86 170H87V168H86ZM85 170V171H86ZM98 170V169H97ZM120 170V169H119ZM125 169L123 168V171H124ZM130 170V171H131ZM165 171L167 170V168H165L164 169ZM37 171V170H36ZM64 171V170H63ZM77 171H78V167H77ZM92 171V170H91ZM141 171V174H139V172ZM147 171H145L146 172V174H147ZM162 171V170H161ZM164 171V172H165ZM170 171V170H169ZM171 171H174V169H172ZM170 171V173H172ZM59 172V171H58ZM61 172V171H60ZM65 172V171H64ZM88 172V171H87ZM86 172V173H87ZM116 172V171H115ZM121 172V171H120ZM181 172H182V170H181ZM180 172V173H181ZM185 172H187L186 170H185ZM193 172V171H192ZM63 173V172H62ZM66 173V172H65ZM113 173V172H112ZM129 173H131L132 174V172H129ZM129 173L128 174H126V176H128L129 175ZM165 173H167V172H165ZM169 173V174H170ZM176 173V172H175ZM173 174V176L175 175V177H178L177 176V174H178V171H177V173L176 174ZM184 173V172H183ZM75 174H77V172L75 173ZM88 174V173H87ZM102 174V173H101ZM100 174V175H101ZM122 174V173H121ZM125 174V173H124ZM147 174V175H148ZM169 174H165L166 176H169ZM67 175V174H66ZM86 175V174H85ZM95 175V174H94ZM93 175V176H94ZM106 175V174H105ZM113 175V174H112ZM115 175V174H114ZM113 175V176H114ZM119 175V174H118ZM150 175V176H151ZM164 175V176H165ZM223 175V174H222ZM69 176V175H68ZM77 176H79V175H77ZM92 176V175H91ZM121 176V175H120ZM146 176V175H145ZM145 176H144V178H145ZM162 176V175H161ZM161 176H159L160 178H161ZM171 176V175H170ZM183 176V175H182ZM263 176V175H262ZM25 177V176H24ZM64 177V176H63ZM105 177H107V176H105ZM115 177H117V176H115ZM135 177V178H136ZM151 177V178H152ZM158 177V176H157ZM26 178V177H25ZM69 178V177H68ZM85 178V177H84ZM83 178V179H84ZM112 178V177H111ZM122 178V177H121ZM128 178V177H127ZM133 178V177H132ZM132 178H130V179H132ZM143 178V177H142ZM142 178H140V179H142ZM146 178H150V177H146ZM152 178V179H153ZM160 178H156L157 180H159ZM165 177H163V179H164ZM60 179H62V177L60 178ZM91 180H92V178H90ZM103 179V178H102ZM117 179V178H116ZM152 179H151V181H149V182H151L152 184L155 182L154 181V179H153V181L154 182H152ZM65 180V179H64ZM69 180V179H68ZM73 180H75V177L73 178ZM85 180V179H84ZM87 180V179H86ZM144 180V179H143ZM142 180V181H143ZM156 180V181H157ZM171 180V179H170ZM169 180V181H170ZM24 181H25V179H24ZM70 182L69 183H71V181L72 180H69ZM113 180H109L108 178H105V179H103V180H96L95 182H92L91 184H89L87 187H86V189L85 190H79V189H76V188H71L74 192H75V194L76 195H79L81 198H82V200L83 201H85L86 203H88V204H92V206H93V208H92V210H91V217L93 216L92 215V212L94 213V215H99L100 217H103V222L106 224V223H112L111 225H112V227H111V232H112V234H114V236H116L119 240H120V242L121 243H123V244H125L126 246H128V247H130V248H132L133 249V251H135V250H137L138 248H140L141 246H144V248L145 249H148L149 250V255H148V257L151 255L152 257H151V262L153 263V264H193V262H195V260H193V252H192V249L191 248H189L188 247V244L187 243H185V241H183L181 238H179L177 235H175V233L171 230V225L169 226L168 225V222H170L174 227H175V225H174V221L172 220V218L170 217V213L171 212H167V210H165V208H164V206H163V204L160 202V199L158 198H154V197H150V198H146V196H145V194H143L144 192H140L139 194H137L136 195V193H134V194H130L128 191H131L130 189H127V188H125V189H122L121 191L119 190L118 191V193L115 195V194H113V193H109L110 191H111V189H112V186H111V184H110V182H112ZM130 181V180H129ZM132 181V180H131ZM134 181H137V180H134ZM160 181V180H159ZM172 181H173V179H172ZM177 181V180H176ZM91 182V181H90ZM128 182V181H127ZM126 182V183H127ZM140 182V181H139ZM146 182V181H145ZM149 182H147V183H149ZM163 182V181H162ZM175 182V181H174ZM10 183V182H9ZM24 183V182H23ZM58 183H59V181H58ZM113 183H115V181L113 182ZM112 183V184H113ZM156 183V182H155ZM14 184V183H13ZM19 184H21V183H19ZM52 184V183H51ZM51 184H49V185H51ZM54 184H56V183H54ZM73 184V183H72ZM152 184H148V185H152ZM157 185H158V183H156ZM246 184H248V183H246ZM11 185V184H10ZM25 184H23V186H24ZM48 185V186H49ZM157 185H152V186H157ZM245 185V184H244ZM244 185H243V187H244ZM252 186H253V188L254 189H256V190H258V188H259V186H264V180L263 179H261V180H256L255 181V183L254 184H251ZM14 187L16 186V184L15 185H13ZM23 186H20L19 185V187H22L23 188ZM27 186V187H26ZM25 186V188H28V185H26ZM80 186V185H79ZM82 186V185H81ZM160 186V185H159ZM170 186H171V184H170ZM242 186V185H241ZM247 186V185H246ZM7 187H11V186H8L7 185ZM17 187H18V185H17ZM17 187H15V188H11V190L12 191H17L18 189H20L19 187L17 188ZM52 187V186H51ZM54 187V186H53ZM145 187V186H144ZM164 187H165V185H164ZM249 187V186H248ZM6 188V187H5ZM17 188V189H16ZM25 188H23V189H25ZM82 188V187H81ZM146 188H148L147 186H146ZM150 188H152V187H150ZM149 188V189H150ZM155 188V187H154ZM157 188V187H156ZM155 188V189H156ZM237 188V187H236ZM8 190H9V188H7ZM22 189V190H23ZM32 189V188H31ZM51 190H49V191H51L52 192V188H50ZM161 190H162V188H160ZM164 189V188H163ZM166 189V188H165ZM194 189V188H193ZM193 189H192V191H193ZM238 189V188H237ZM4 190V189H3ZM6 190V189H5ZM4 190V191H5ZM11 190H9V191H6L5 192V194H7V196L9 197L8 199L9 200H7L8 201V204H11V203H13L12 201H13V199H11L10 198V192H11ZM21 190V189H20ZM70 190V189H69ZM114 190H115V188H114ZM151 190V189H150ZM149 190V191H150ZM210 190V189H209ZM234 190V189H233ZM241 190V189H240ZM249 190V189H248ZM32 191H33V189H32ZM79 191V192H78ZM165 191H167V189L165 190ZM169 191V190H168ZM244 191V190H243ZM20 192V191H19ZM18 192V193H19ZM24 192V191H23ZM23 192H21V194H24ZM25 192H26V189H25ZM43 192H45V191H43ZM48 192V191H47ZM78 194H77V193ZM114 192V191H113ZM161 192V191H160ZM164 192V191H163ZM191 192V191H190ZM195 192V191H194ZM4 193V192H3ZM13 193V192H12ZM17 193V192H16ZM27 193H29V192H27ZM46 193V192H45ZM44 193V194H45ZM49 193V192H48ZM55 193V192H54ZM65 193V192H64ZM155 193V192H154ZM189 193V192H188ZM193 193V192H192ZM197 193V192H196ZM206 193V192H205ZM4 194V195H5ZM20 194V196H22ZM44 194H40V195H44ZM66 194H67V192H66ZM159 194V193H158ZM198 194V193H197ZM244 194V193H243ZM17 195V194H16ZM33 195V194H32ZM31 195V196H32ZM48 195V194H47ZM47 195H46V197H47ZM58 195V194H57ZM64 195V194H63ZM163 195H166V193L165 194H163ZM170 195V194H169ZM168 195V196H169ZM192 195H195V194H192ZM237 195V194H236ZM14 196V195H13ZM30 196V197H31ZM35 196V195H34ZM38 196H39V194H38ZM67 196V195H66ZM65 196V197H66ZM73 196V195H72ZM167 196V197H168ZM185 196H187V195H185ZM210 196H211V194H210ZM232 196H234V195H232ZM231 196V197H232ZM1 197H3V196H1ZM26 197V196H25ZM41 197V196H40ZM58 197V196H57ZM64 197V198H65ZM68 197V196H67ZM170 197H171V195H170ZM189 197V196H188ZM216 197V196H215ZM219 197V196H218ZM225 198H226V196H224ZM231 197H229V198H231ZM241 197V196H240ZM20 197H18V199H19ZM22 198V197H21ZM20 198V199H21ZM24 198V197H23ZM34 198H36V197H34ZM52 198V197H51ZM56 198V197H55ZM61 198H63V197H61ZM75 198V197H74ZM164 198V197H163ZM202 198V197H201ZM229 198H228V200H229ZM234 198H236V196L234 197ZM242 198V197H241ZM4 199V198H3ZM12 201H11V200ZM33 199V198H32ZM44 199H45V197H44ZM169 199V198H168ZM221 199V198H220ZM238 199H240V198H238ZM22 200V199H21ZM20 200V201H21ZM26 200H28V199H26ZM56 200V202H57V199H55ZM59 200V199H58ZM62 200H64V199H61V202H62ZM70 200V199H69ZM166 200V199H165ZM165 200H164V202H165ZM197 200H199V199H197ZM197 200L195 199V201L197 202ZM208 200V199H207ZM214 200V199H213ZM215 200H216V198H215ZM232 200H233V198H232ZM231 200V201H232ZM6 201V202H7ZM29 201H31L30 199H29ZM32 201H34V200H32ZM37 201V200H36ZM38 201H40V200H38ZM45 201H47V199H45ZM44 201V202H45ZM194 201V200H193ZM195 201H194V203H195ZM234 201V200H233ZM17 202V201H16ZM25 202H27V201H25ZM42 202V201H41ZM60 202V203H61ZM66 202V201H65ZM203 202H205V201H203ZM227 202V201H226ZM15 203V202H14ZM19 203H21V202H19ZM28 203V202H27ZM40 203V202H39ZM39 203H38V205H37V207H39L40 205H39ZM47 203V202H46ZM49 204H50V202H48ZM51 203H52V201H51ZM68 203H70V202H68ZM68 203H66V204H63V205H59V206H57V208H60V211L59 212H61V221H60V224H59V227L63 230V232H64V238H63V242L61 243V245L58 247V248H56L55 250H49L48 252H46L44 255H43V257L45 258V259H49V260H51V258L55 255V254H57V252H58V250L60 249V247L62 246V245H64V243L66 244V241L69 239L70 240V237L72 236V235H74L75 234V232H76V227H77V224H75L73 221H74V217H75V209H73V207L72 206H70V204H68ZM73 203V202H72ZM178 203H179V201H178ZM208 203V202H207ZM23 204V203H22ZM42 204V203H41ZM53 204V203H52ZM103 204V206L104 207H102L101 205ZM193 204V203H192ZM229 204V203H228ZM19 205V204H18ZM28 206H29V204H27ZM33 205V204H32ZM171 205H172V203H171ZM174 205H176V201H175V204ZM179 205V204H178ZM196 205V204H195ZM231 205H233V204H231ZM12 206V205H11ZM20 206V205H19ZM55 206V205H54ZM180 206V205H179ZM189 206V205H188ZM204 206V205H203ZM22 207V206H21ZM46 207V206H45ZM53 207V206H52ZM52 207H51V209H52ZM171 207V206H170ZM223 207V206H222ZM41 208V207H40ZM39 208V209H40ZM44 208V207H43ZM48 208V207H47ZM47 208H44V209H47ZM78 208V207H77ZM185 208H187V207H185ZM204 208V207H203ZM24 209H25V207H24ZM27 209V208H26ZM25 209V210H26ZM29 209V208H28ZM31 209V208H30ZM50 208L49 209H47V211L48 210H51ZM214 209V208H213ZM24 210V211H25ZM34 210H35V208H34ZM36 210H37V208H36ZM43 210V209H42ZM188 210H190V209H188ZM221 210H223V209H221ZM230 209H229V207H227V208H225L224 209V211H226V212H228ZM29 211V210H28ZM56 211H58V209L56 210ZM104 211H106L105 212V214L103 213ZM176 211V210H175ZM182 211H184V210H182ZM187 211V210H186ZM198 211V210H197ZM30 212V211H29ZM28 212V213H29ZM38 212H39V210H38ZM42 212V211H41ZM40 212V213H41ZM49 212V211H48ZM55 212V211H54ZM53 211L51 212V214L52 213H54ZM173 212V211H172ZM10 213H11V217H13L14 218V221L16 220L17 222H21L22 220H23V218H22V216L24 215V213L22 214V212H21V210H18L15 206H13L12 208H11V210H10ZM39 213V214H40ZM182 213V212H181ZM187 213H188V211H187ZM190 213V212H189ZM225 213V212H224ZM46 214V213H45ZM50 214V215H51ZM195 214V213H194ZM201 214V213H200ZM222 214V213H221ZM228 214V213H227ZM26 215V214H25ZM32 215V214H31ZM33 215H35V214H33ZM176 215V214H175ZM184 215V214H183ZM182 215V216H183ZM39 216H41V214L40 215H38V218H39ZM45 216V215H44ZM57 216V215H56ZM55 216V217H56ZM181 216V215H180ZM187 216H188V214H187ZM203 216V215H202ZM26 217H28V216H26ZM30 217V216H29ZM32 217V216H31ZM43 217V216H42ZM184 217V216H183ZM192 217H193V215H192ZM36 218V217H35ZM53 218V217H52ZM182 218V217H181ZM199 218H201V217H199ZM198 218V219H199ZM213 218V217H212ZM218 218V217H217ZM31 218H29V220H30ZM34 219V218H33ZM42 219V218H41ZM48 219H49V217H48ZM185 219H186V215H185ZM190 219V218H189ZM189 219L188 220H186V221H189ZM203 219V218H202ZM206 219V218H205ZM208 219H209V217H208ZM219 219V218H218ZM224 219V218H223ZM60 220V219H59ZM192 220H193V218H192ZM213 220V219H212ZM212 220H209L210 222L212 221ZM230 220V219H229ZM16 221H15V223H16ZM24 221V220H23ZM31 221V220H30ZM33 221H36V219H34ZM38 221H40L39 219H38ZM57 221V220H56ZM183 221V220H182ZM204 221V220H203ZM102 222V223H103ZM184 222V221H183ZM213 222V221H212ZM26 223H28V220H27V222ZM53 223H55V222H53ZM98 223V222H97ZM176 223V222H175ZM178 223V222H177ZM201 223V222H200ZM204 223V222H203ZM207 223H209V222H207ZM234 223V222H233ZM19 224V223H18ZM17 224V225H18ZM50 224V223H49ZM104 224V225H105ZM184 224V223H183ZM186 224V223H185ZM212 224H214V223H212ZM211 224V225H212ZM235 225H234V228H236V229H234V228H232V230H229L228 231V233L227 234H225L223 231H222V229L220 230V232H218V233H216V231L214 232L213 231V233H211L210 235L207 233V230L209 229L210 230V226H209V224L207 225V226H209V227H203L202 226V224H200L201 225V227L199 226V228H198V230H196L195 232H193L194 233V236L195 237H202V238H198L199 240H201L202 241V243L204 242V241H212L214 244H219L220 246L221 245H223V249L225 250V251H227V245L228 244H230L231 242H234V241H236L237 239H244V237H247V236H250L254 231H256L257 232V228L258 227H260V226H262L263 224H264V222H259V223H253V222H250V223H248L249 224V228H243L242 229V231L243 232H241V233H239V229H237L238 228V226L240 227H242V226H244L245 225V222L242 220V221H240V220H236L235 221V223H234ZM262 224V225H261ZM3 225V224H2ZM25 226H26V224H24ZM40 225V224H39ZM48 224H46V226H47ZM97 225V224H96ZM187 225V224H186ZM4 226V225H3ZM3 226H1V224H0V251H4V252H11V253H13V255H19V254H21V251H20V249H19V247L13 242V240L9 237V235L8 236H6V235H4V228H3ZM29 226V225H28ZM41 226V225H40ZM50 226V225H49ZM184 226V225H183ZM192 226V225H191ZM206 226V225H205ZM20 227H22L21 225H20ZM31 227V226H30ZM35 227V226H34ZM45 227V226H44ZM52 227V226H51ZM51 227H49V228H51ZM100 227H102V226H100ZM177 227V226H176ZM189 227V226H188ZM197 227V226H196ZM46 228V227H45ZM52 228H54V227H52ZM92 228V227H91ZM94 228V227H93ZM96 228V227H95ZM107 228V227H106ZM192 228V227H191ZM214 228V227H213ZM23 229V228H22ZM28 229V228H27ZM33 229V228H32ZM100 229H102V228H100ZM6 230V229H5ZM44 230L45 229H43V234L47 231H45L44 232ZM51 230V229H50ZM92 230H94V229H92ZM95 230H97L98 231V226H97V228L95 229ZM103 230V229H102ZM101 230V231H102ZM107 230V229H106ZM183 230V229H182ZM212 230V229H211ZM210 230V231H211ZM23 231V230H22ZM26 231V230H25ZM28 231V230H27ZM34 231V230H33ZM37 231V230H36ZM34 232V233H37V232ZM41 231V230H40ZM39 231V232H40ZM100 231V232H101ZM108 231V230H107ZM183 231H185V229L183 230ZM259 231V230H258ZM24 232V231H23ZM31 232V231H30ZM51 232H52V230H51ZM190 232H192V231H190ZM236 232H238V233H236ZM22 233V232H21ZM53 233V232H52ZM55 233V232H54ZM53 233V234H54ZM77 233V232H76ZM42 234V235H43ZM49 234V233H48ZM52 234V235H53ZM92 234V233H91ZM101 234V233H100ZM253 234H255V233H253ZM263 234V233H262ZM35 235V234H34ZM50 235V234H49ZM56 235V234H55ZM60 235H61V233H60ZM77 235H78V233H77ZM46 236V235H45ZM74 236H76V235H74ZM102 236V235H101ZM105 236V235H104ZM103 236V237H104ZM260 236V235H259ZM258 236V237H259ZM24 237H26V236H24ZM47 237V236H46ZM45 237V238H46ZM115 237V238H116ZM30 238H31V234H30ZM51 238V237H50ZM56 238H57V236H56ZM62 238V237H61ZM72 238V237H71ZM74 238V237H73ZM86 238V237H85ZM28 238H26V240H27ZM55 239V238H54ZM101 238H99L98 240H100ZM103 239V238H102ZM248 239V244L247 245H245V247L243 246L240 250H242V252L244 251V254H245V252L246 251H248V252H246L247 253V255L243 258L244 259V261L242 262L241 260V263L240 264H264V238H261V237H259L258 239H256V240H254V239H249V238H247ZM24 240H25V238H24ZM58 240V239H57ZM83 240V239H82ZM93 240V239H92ZM107 241H108V239H106ZM106 240H105V242L103 241V245H104V243H106ZM54 241V240H53ZM79 241H81V240H79ZM84 241H85V239H84ZM93 241H95V239L93 240ZM118 241V240H117ZM239 241V240H238ZM242 241V240H241ZM52 242V241H51ZM91 242V241H90ZM100 242V241H99ZM145 242H147L146 244V247H145ZM95 243V242H94ZM236 243V242H235ZM235 243H233V244H235ZM243 243H244V240H243ZM242 243V244H243ZM31 244H33V243H31ZM71 244V243H70ZM74 244V243H73ZM246 244V243H245ZM68 245V244H67ZM96 245H97V240H96ZM95 245V246H96ZM103 245H101V246H103ZM109 245V244H108ZM121 245V244H120ZM155 245H158L159 247H157V248H162V249H156V246ZM239 245V244H238ZM244 245V244H243ZM117 246V245H116ZM161 246V247H160ZM232 247V245H228V247ZM240 246V245H239ZM246 246H248V247H246ZM32 247V246H31ZM64 247V246H63ZM65 247H67V246H65ZM72 247V246H71ZM75 247V246H74ZM83 247V246H82ZM90 247V246H89ZM88 247V248H89ZM94 247V246H93ZM106 247H108L109 248V246H106ZM218 247V246H217ZM234 247H235V245H234ZM238 247V246H237ZM237 247H236V249H237ZM95 248V247H94ZM97 248H99L100 249V247H96L95 249L97 250ZM62 249V248H61ZM82 249V248H81ZM80 249V250H81ZM232 248H230V250H231ZM255 249H257L258 250V252H259V256L257 257V258H253V253L256 251ZM79 250V249H78ZM88 251L89 250H91V248L90 249H87ZM95 250V251H96ZM101 250V249H100ZM108 250V249H107ZM143 250V249H142ZM162 250H164V251H162ZM229 250V249H228ZM238 250V249H237ZM255 250V251H254ZM60 251V250H59ZM72 251H73V249H72ZM235 251V250H234ZM70 252H71V250H70ZM74 252H76V251H74ZM73 252V253H74ZM87 252V251H86ZM92 252H93V250H92ZM110 252V251H109ZM137 251H135V253H136ZM10 253V254H11ZM40 253V252H39ZM60 253V252H59ZM88 253V252H87ZM86 253V254H87ZM104 253V252H103ZM102 253V254H103ZM139 252H137V254H138ZM230 253V252H229ZM228 253V254H229ZM231 253H233L234 254V252H231ZM41 254V253H40ZM75 254V253H74ZM95 254H96V252H95ZM97 254H99V253H97ZM100 254H101V252H100ZM99 254V255H100ZM101 254V255H102ZM223 254H225V253H223ZM227 253H226V257H227V255H228ZM237 254H238V252H237ZM243 254V253H242ZM6 255V254H5ZM42 255V254H41ZM61 255V254H60ZM70 255H71V253H70ZM111 255V254H110ZM62 256V255H61ZM89 256H91L90 254H89ZM106 256H108V255H106ZM224 257H225V255H223ZM57 257V256H56ZM68 257H70L69 255H68ZM92 257V256H91ZM97 257V256H96ZM102 257V256H101ZM147 257V258H148ZM229 257V256H228ZM232 257H234L233 259H235V256H232ZM231 257V258H232ZM58 258V257H57ZM56 258V259H57ZM99 258V257H98ZM237 258H238V256H237ZM55 259V260H56ZM101 259V258H100ZM110 259V260H109ZM108 260H106L107 261V264H130L129 262H127L126 261V259H124V260H122V259H120V258H117V257H112V259L111 258H109ZM242 259V260H243ZM227 260H228V258H227ZM23 261V260H22ZM233 261V260H232ZM236 261H239V260H237L236 259ZM236 261H234L235 263H236ZM24 264L26 263V264H32V263H30L29 261H27L25 258H24ZM148 262H149V260H148ZM214 262V260H212L210 263H208V264H214L213 263ZM106 263V262H105ZM238 263V262H237ZM79 264V263H78ZM81 264H100V262L98 261V260H94L93 261V258H92V261H90V260H85L83 263H81ZM103 264V263H102ZM215 264H221V263H215Z\"/></svg>",
	"mask_w": 264,
	"mask_h": 264
}]
</instances>
